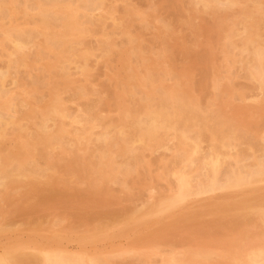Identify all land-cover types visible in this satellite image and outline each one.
Instances as JSON below:
<instances>
[{
	"label": "rangeland",
	"instance_id": "obj_1",
	"mask_svg": "<svg viewBox=\"0 0 264 264\" xmlns=\"http://www.w3.org/2000/svg\"><path fill=\"white\" fill-rule=\"evenodd\" d=\"M4 1L6 3H4L2 0V2L4 3V4H2V9H4L3 12H6V13L1 15L2 17H0V34H1V36H0V72L5 73V75L1 79L0 85L2 86V88H1L2 91H3V89L5 91L8 90L7 92L3 91L4 93L7 94L6 99H8L9 104H10V107H9L7 114H6L7 117H5V118H8V116L9 117L11 116L10 118L6 119L7 121H9L11 126L9 123L7 125H4L3 127H2L3 124L0 125V129L3 128L0 130V135H1L0 136L1 137L0 138V152H2V153L5 152V155H6V158L2 159L3 161L0 160V175L4 174L5 176L8 177L7 178L4 176L3 177L0 176V237H1L0 238V260L5 261V263H3V264H26V263L27 264H38V261H39V264H51L48 259H50L54 256H58L63 261L62 264H133V263L134 264H216V263L217 264H234V263L239 264L240 260L243 257H247V256L250 257L252 255H255L256 250L264 247V241H263L264 240V238H263L264 237V205H263L264 200H259L258 202L255 203L256 205L253 204V206L250 209L249 208L248 209L240 208V209H234V211L231 209H229L230 211H228V209L220 210L218 214L209 215L207 217L205 216L206 218H202V216H201V210L202 209L199 206L202 201H210V200L218 199L220 197H223V195L227 194L228 192H234L236 190H256V189H262V188L264 190V120H263L264 119V27H263L264 19H262V18H264V9H262V7L264 8V0L260 1V5L262 6L261 7L262 13H256V6L253 3H251L249 0L248 1L247 0H242V1L236 0L239 3V4L237 3L238 4L237 8L230 9V10H235L234 13L230 10H227V11H222L220 9L217 10L219 5H217L215 3H210V4L205 3V2L200 1V0H190V2H189V0H187V2H186V0H180L181 2L178 0H174V1L173 0H160V1L159 0H145L146 3L144 2V0H119V1L118 0H103L102 8H100L101 10L98 9L96 11L94 10V11H88V12L84 10L85 5H80L82 3H87V0H74L77 2H74L73 0H70V1L69 0L68 1L67 0H64V1H61V0H53L52 1L51 0L50 3H48L49 0H47V1L37 0V2H36V0H32V1L31 0H15V1L14 0H12V1L11 0H4ZM8 1L9 2L11 1V2L9 3ZM114 1H115V3H114ZM175 1H177V2H175ZM243 1H245L246 3ZM141 2L144 4H148V5H144V4L142 5ZM42 3H44V4H42ZM113 3H114V5H113ZM42 5H43V7L45 5V7L43 8ZM109 5H112V6H109ZM167 5H168V7H167ZM80 6H82V7H80ZM127 6H128V8H127ZM10 7L12 8V11H11ZM63 7H65V8H63ZM106 7H108V8H106ZM144 7L147 10H145ZM215 7H216V9H215ZM241 7H243V8H241ZM15 8H16L17 12L15 11ZM66 8H67V10H65ZM69 8L71 10H69ZM77 8H82V10H84L85 13L84 12L80 13L82 11L81 9L76 11ZM112 8H113V10H112ZM106 9H107V11H105ZM179 9H181V10H179ZM210 9L215 10L216 13L213 10L210 11ZM34 11H36V12H34ZM44 11L45 12L47 11L50 14L51 18L53 17L52 19L55 18L53 20V21H55V23H53L54 25L53 24L43 25L41 23L39 16ZM97 11H99V12H97ZM102 11H104V12H102ZM143 11H144V13H143ZM206 11H208V12H206ZM20 12H21V14H17ZM116 12H117V14H116ZM227 12L229 13L230 16L227 15ZM92 13H93V15H92ZM96 13H98V14H96ZM103 13H104V15H102ZM134 13H135V16L133 15ZM200 13H201V16H200ZM209 13H211L212 16ZM217 13H218V15L222 14L221 16L219 15V17H221V19L220 18L216 19L218 17ZM223 13H225V14H223ZM7 14H10V15H7ZM75 14H78V15L75 16ZM108 14H110V15H108ZM124 14H125V16H123ZM145 14H147V16ZM260 14L262 16H260ZM81 15L83 17H81ZM106 15H108V16L106 17ZM149 15H152V16L150 17ZM164 15L167 17H165ZM183 15H186V16L183 17ZM192 15H193V17H192ZM254 15H255V17H254ZM3 16H5L6 18ZM109 16H111V17H109ZM174 16L176 17V19ZM202 16H203V18H202ZM258 16H259V18H258ZM121 17H122V19H121ZM131 17H133V18L131 19ZM134 17H135V19H134ZM172 17H174V18H172ZM260 17H262L261 18L262 20L260 19ZM14 18H17V19H14ZM61 18H64V19H61ZM137 18H138V20H137ZM199 18H201V19H199ZM243 18H245V19H243ZM9 19H10V21H9ZM79 19H80V22H79ZM124 19H126V20H124ZM144 19H146V20H144ZM159 19H161V23L158 21ZM165 19H166V22H164V23H166L167 25L163 26L164 23L162 21H164ZM211 19H213V20H211ZM1 20H3V21H1ZM86 20H88L87 21L88 23L85 22ZM105 20L108 22V24ZM218 20L221 23L217 22ZM238 20L241 22H239ZM150 21H152L151 24H150ZM185 21L187 24L185 23ZM213 21L215 22L214 24L216 26L212 23ZM123 22L124 23L127 22V23L124 24ZM133 22H135V23H133ZM209 22H211V23H209ZM259 23L261 25H258ZM15 24H17V26ZM32 24H33V26H32ZM56 24H57V26H56ZM85 24H87V25L89 24V25L84 26ZM100 24H102V25H100ZM171 24H173L174 26ZM75 25L77 27L80 26L81 28H79V27L77 28ZM121 25H123L122 27H124L126 29L122 28ZM144 25H146V29H145ZM54 26H56V27H54ZM114 26H116V27H114ZM127 26H129V27L127 28ZM140 26H141V28H140ZM151 26H152V28H150ZM157 26H158V28H157ZM166 26L168 29L166 28ZM172 26H173V28H172ZM212 26L216 27V28H212ZM3 27H5V28H3ZM75 27L77 28L78 31L74 30V29H76ZM82 27H83V29H82ZM161 27H163V28H161ZM180 27H182V28H180ZM261 27H263V28H261ZM46 28H48V29L46 30ZM121 28L124 32L121 30ZM142 28L144 29V31ZM206 28H207V30H206ZM235 28H237L239 30H237ZM260 28L262 31L259 30ZM19 29H21V31H24V32H30V33L32 32V37L27 40L26 46L24 47V48H26V51H24L25 50L24 48L21 51L16 50L14 48V44L12 43V41L14 40L12 37V35H13L12 33L14 30H19ZM39 29H40V31H39ZM94 30H95V33H94ZM150 30H152V31H150ZM159 31H160V33H158ZM163 31H165V32H163ZM169 31H170V33H169ZM232 31H234L236 33V36H235V39H236V48L235 49H236V51L235 50L232 51V54H231V50L226 48L225 42H227V40H226L228 38L227 36H229L232 33ZM257 31H259V32H257ZM132 32H133V34H132ZM167 32H168V34H167ZM219 32H221V33H219ZM222 32H224L223 35H222ZM38 33H39V35H38ZM130 33L132 36H129ZM172 33H174V35H172ZM256 33H258V34H256ZM61 34H64V35L70 34L69 36H71V34H73L72 37H74V38H72V40H68L65 43H61L60 45H58L59 47L58 46H52L50 44L49 40L53 37V35L59 36ZM214 34H216V35H214ZM77 35L79 37H77ZM95 35L97 38L95 37ZM135 35L136 36L138 35L137 36L138 38H136ZM210 35H213V36H210ZM224 35L226 36V38ZM100 36H101V38H100ZM176 37H177V39H176ZM222 37L225 39H223ZM171 38H172V40H171ZM70 39H71V37H70ZM73 39H74V42H76V43L73 42ZM136 39H139V40H136ZM10 40H12V41H10ZM80 40H82V41H80ZM87 40H88V42H87ZM38 41H40V42H38ZM83 41H84V43H82ZM137 41L139 43H137ZM220 41H221V44H220ZM89 42H90V44H89ZM94 42H96V43H94ZM159 42H161V44ZM199 42H200V44H199ZM111 43H113V44H111ZM128 43H129V45H128ZM130 43H131V46H130ZM172 43H173V45H172ZM182 43H184V44H182ZM101 44H103V45H101ZM152 44L154 46H152ZM167 44H169V45H167ZM178 44H179V46H178ZM8 45L11 46L10 49H9ZM79 45L82 48H80ZM138 45H140V46H138ZM158 45H159V47H158ZM217 45H218V47H216ZM244 45L249 46V49L251 51L249 49H247L246 51H243V53L238 55L239 56V58H238V56H237L238 52L237 51H241V49L243 48ZM2 46L4 48H2ZM162 46H163V49L161 48ZM210 46H212V47H210ZM220 46H222V47L220 48ZM127 47L128 48L131 47V48L128 49ZM52 48H53L54 52H53ZM96 48H97V50H96ZM141 48H143V49H141ZM12 49H13V51H12ZM35 49H37V50H35ZM80 49H82V50H80ZM134 49H135V52H134ZM63 50H64V52H63ZM72 50H74V51H72ZM148 50H150L151 52ZM22 51H24V52H22ZM95 51H97V52H95ZM123 51H126V52H123ZM203 51L207 54H205ZM15 52L17 54H19V56L16 55ZM20 52H22V53H20ZM25 52H28V53H25ZM90 52H91V54H90ZM147 52H150V53H147ZM171 52L172 53L174 52L173 55ZM188 52H191V53H188ZM5 53H7V54H5ZM70 53H72L73 55ZM117 53H118V57H117ZM168 53H170V54H168ZM211 53H213V54L211 55ZM25 54L27 57H25ZM68 54H70V55H68ZM92 54H94V55H92ZM120 54H122L121 56L124 55L126 57H124V56L121 57ZM159 54H160L161 58L163 56L165 58L160 59V56L156 57ZM165 54H168L169 56L165 55ZM195 54H198V55H195ZM219 54H221V55L219 56ZM8 55H10V56H8ZM29 55H31V56H29ZM187 55H188V57H187ZM190 55H192V56H190ZM205 55H206V58H204ZM235 55H236V57H235ZM15 56L17 59L15 58ZM92 56L93 57L99 56L98 58H100V59L95 58V57H94L95 58L94 59ZM105 56H106V58H104ZM119 56L123 60H121L119 58ZM147 56H148V58H147ZM197 56H199V57H197ZM224 56H225V58H224ZM200 57H201L203 62H201ZM30 58H31V60H30ZM115 58H118L119 61H118V59L115 60ZM156 58H158V59H156ZM197 58H199L200 60H198ZM9 59H10V61H9ZM187 59H189V60H187ZM204 59H206V60H204ZM157 60H158V62H157ZM252 60H253V62H252ZM78 61H80V62H78ZM81 61L83 63V66H82ZM89 61H91V63ZM116 61H117V64H116ZM120 61H125V62H120ZM160 61H161V63H159ZM212 61H213V63H212ZM107 62H108V64H107ZM119 62H120V64H119ZM149 62H151L152 64ZM206 62H208L207 65H206ZM11 63H12V65H9ZM31 63H33V64H31ZM103 63H104V65H103ZM121 63L123 64L122 67H121ZM236 63L238 64V66H236ZM113 64H115V65H113ZM168 64H170V65H168ZM199 64H200V66L201 65L202 66L200 67ZM118 65H120V66H118ZM187 65H189V66H187ZM32 66L34 68H32ZM180 66H182V67H180ZM183 66H185V67H183ZM21 67H22V70H21ZM70 67H71V69H70ZM120 67H121V70H119ZM159 67H161V68H159ZM246 67H248V68L246 69ZM11 68H12V70H11ZM23 68H25V69H23ZM106 68L108 71L106 70ZM169 68H171V69L173 68L175 70L172 69L173 70V72H172V70ZM181 68H184V69H181ZM187 69H189V70H187ZM198 69H199V71H198ZM237 69H239V70H237ZM57 71H58V73H57ZM177 71H178V73H177ZM193 71H194V73H193ZM112 72H114V73H112ZM12 73H14L15 77L13 76ZM125 73H126V75H125ZM219 73L222 75H220ZM236 73L239 77L236 75ZM36 74L37 75L40 74L39 76H42L44 80L42 79V77H39V76L36 77L37 76ZM94 74L95 75L97 74V75L95 76ZM108 74H110V75H108ZM54 75H55V77H53ZM113 75H115V76L113 77ZM128 75H130V76H128ZM208 75H211V76H208ZM232 75H233V77H232ZM81 76H84V77H82V79H81V78H79ZM107 76H109V77H107ZM18 77H20V78H18ZM218 78H220V79H218ZM57 79H59L60 81H58ZM89 80H92V81H89ZM154 80H155V82H154ZM245 80L247 82H245ZM35 82H37V83L35 84ZM8 83H10V84H8ZM84 83H86V84H84ZM91 83H92V85H90ZM95 83H97V84L95 85ZM114 84H116V85L114 86ZM218 84H219V86H218ZM31 85H33V86H31ZM39 85H41V87ZM77 85L78 86L82 85L81 87L83 88V91H84L86 96L71 97L70 94H72L71 92L73 91L72 87L77 86ZM62 86L64 88H62ZM137 86L138 87L142 86V88H140V87L138 88ZM113 87L115 89H113ZM54 88H56V89H54ZM108 88H109V90H108ZM129 88H131L130 89L131 91L129 90ZM202 88H203V90H202ZM23 89H24V91H23ZM95 89H97L98 91H96ZM156 89H158V90H156ZM27 90H31V91L33 90V92L30 91L31 92L30 93ZM56 90L58 92H56ZM124 90H125V93H124ZM127 90H128V92H127ZM132 90H134L133 92H135V93H133ZM150 90H151V92H150ZM138 91H140V92H138ZM23 92H25V93H23ZM193 92H195V93L193 94ZM250 92H251V95H250ZM10 93L14 96L10 95ZM146 93H147V95H146ZM95 94H97L96 98L94 97ZM108 94H109V99H108V97H106V96H108ZM111 94L113 97L110 96ZM135 94L137 97L135 96ZM137 94L141 97H138ZM87 95H89V96H87ZM90 95L92 97H90ZM114 95H116V96H114ZM257 95H258V97H257ZM25 96H26V98L23 99L22 97H25ZM99 96H100V98H99ZM251 96H252V98H251ZM66 98H69L70 100L68 99V101H67ZM89 98H91V99H89ZM94 98L96 100L99 99V101L95 100L96 103L93 102L91 104V102H92L91 100ZM128 98H129V100H128ZM44 99H46V100H44ZM88 99L90 102L88 101ZM124 99H125V101H124ZM144 99H145V101H141ZM62 100L64 101V103ZM18 101H22L23 106L21 105V102L19 103ZM30 101H31V103H30ZM72 101H76V102L71 103ZM106 101H108L109 103ZM120 101H122V102H120ZM46 102H48V103H46ZM87 102H89V103L85 104ZM141 102L143 104H141ZM12 103H14V106H12ZM77 103L79 105L81 104L82 106L77 105ZM99 103H101V104H99ZM125 103H127V104H125ZM144 103L146 105H144ZM94 104H95V106H94ZM170 104L174 105V108L176 109V113H175L176 123L174 125L175 128H174V126L167 127L166 129L159 131L156 135H153V136L148 137V138H147L146 132L144 130L139 131L134 136L129 132V130L126 129L127 125L129 123L135 122L136 120L138 121L139 119H141L146 114V112L148 110L162 113L165 111V108L168 109V105H170ZM26 105H28V106H26ZM99 105H101V106H99ZM116 105H120V107L119 106L116 107ZM76 106L78 107V109ZM102 106H104L105 109ZM131 106H132V108H130ZM137 106H139V107H137ZM19 107L22 110V112H20V109H18ZM50 107L52 110L49 109ZM79 107H82V108H79ZM41 108H42V110H41ZM101 108H103V109L101 110ZM115 108H117V110ZM72 109H74V110H72ZM82 109H85V110L81 111ZM95 109H96V111H95ZM237 109L238 110L240 109V111H238ZM44 110H45V112L42 113V111H44ZM76 110H78V111H76ZM87 110H89V111H87ZM130 110H131V112H129ZM17 111L20 113H18ZM25 111H27V112L24 113ZM84 111H87V114H89L88 115L89 120H92V121H89L88 123L94 122V124H96V125L93 124V126H92V124H88V123H81V124L77 123L78 115H80L81 113H84ZM88 112H90V113H88ZM118 112H119V114H118ZM186 112L189 114H187ZM12 113H14V114H12ZM69 113L72 115H70ZM114 113H117V114H114ZM129 113H130V116L128 115ZM138 113H139V115H138ZM10 114H12V115H10ZM94 114L97 118L94 116ZM13 115H15V116H13ZM22 115H24L25 118L29 119L31 122H29V120L23 119L24 116H22ZM102 115H103V118L105 120L101 119ZM21 117H22V119L20 120ZM54 117H57V118H54ZM17 118H19V119H17ZM58 118L60 119L58 122L60 125L57 123ZM188 118H190V119H188ZM10 119H11V121H10ZM100 119H101V121H100ZM134 119H135V121H134ZM207 119L209 121H207ZM45 120H46V122H44V123H46V124L42 123ZM47 120H51V121H47ZM64 120H65V122H64ZM113 120H115V121H113ZM120 120H121V122H120ZM66 121H67L68 125H67ZM107 121H109L111 124H109V122H107ZM128 121H129V123H128ZM63 122L66 124H64ZM74 122H75V124L76 123L79 124V126L83 127L85 130L83 128L81 130L79 126H75ZM40 123L44 124V125H41ZM61 123H63V125H61ZM117 123L118 124L120 123V124L118 125ZM54 125H55V127H54ZM112 125H114L115 128ZM16 126H19L20 128L16 127ZM21 126L23 128H21ZM89 126H91V127H89ZM40 127H42V128H40ZM44 127H45V131L42 132ZM27 128H30V129H27ZM98 128H99V132H98ZM8 129H10V130H8ZM14 129H16V130H14ZM104 129H105V131H104ZM80 130L83 132L81 133ZM202 130H204V131H202ZM95 131H97V132H95ZM121 131H122V133H121ZM77 132H79L80 134ZM87 132H89V133H87ZM128 132L130 134H127ZM16 133L17 134L19 133V135H17ZM23 133L25 136L26 135L27 136L25 137L23 135ZM67 133H71L70 134L71 136L69 134L66 135ZM98 133H100V134H98ZM172 133H173V135H172ZM45 134L47 137L45 136ZM83 134L86 136L84 137ZM102 134H105L107 140L109 141V144L107 146H103L101 143H99V141L94 140V138L97 139ZM112 134H113V136H112ZM54 135H55V137H54ZM22 136H24L25 139ZM63 136L66 137L67 139L65 140V138ZM79 136H81V137H79ZM156 136H158V137H156ZM12 137H13V139H11ZM40 137H42V139ZM5 138H6V140H5ZM63 138H64V140H61ZM125 138H126V140H125ZM256 138H257V140L255 141ZM49 139H51V141ZM68 139H69V141H68ZM72 139H74V140L77 139V141L76 140L74 141ZM2 140H4V141L1 142ZM31 140H33V141L36 140L38 142L36 143V141L33 142ZM54 140L56 142H54ZM172 140L173 141L175 140L174 141L175 143H173ZM46 141H48V142H46ZM63 141H66V142H63ZM67 142H69V143H67ZM77 142H79L80 144H78ZM94 142H96L97 144ZM143 142H145V143H143ZM44 143H45V145H44ZM61 143L62 144L65 143V144L61 145ZM88 143H90V144H88ZM239 144H240V147H239ZM75 145L76 146L79 145V147L77 148ZM92 145H94L95 148ZM134 146H136V147L134 148ZM190 146H192V147L190 148ZM217 146H220V147H217ZM249 146H252V147H249ZM3 147H5V148H3ZM10 147H12V148H10ZM173 147H174V149H173ZM214 147H216V148H214ZM6 148H8V149H6ZM66 148L70 152H67ZM68 148L69 149L72 148L73 150H69ZM100 148H103V149H100ZM198 148H199V150H198ZM201 148H202V150H201ZM213 148L216 150L214 151ZM227 148H229V149H227ZM240 148H242V149H240ZM5 149L8 152H6ZM20 149H21V151L22 150H24V151H22V153H21ZM28 149H30V150H28ZM107 149H109L110 151ZM50 150H52V151H50ZM218 150H220V151H218ZM18 151L20 152V154ZM26 151L29 154L30 153H32V154H30V155L28 153L26 154ZM71 151H75V152L71 153ZM104 151H105V154H104ZM108 151L110 152L111 155L109 154ZM238 151L240 154L237 153ZM97 152H99V153H97ZM102 152H103V156H101ZM211 152H213L214 155ZM69 153L71 154V156ZM118 153H120V154H118ZM175 153L177 154V156H174V155H176ZM233 153H235V154H233ZM7 154H9V156ZM207 154H209V155H207ZM224 154L226 155L227 158L225 157ZM228 154H230V155H228ZM236 154H238V155H236ZM19 155H21V156L18 158L17 156H19ZM66 155H69V156H66ZM86 155L88 156V158ZM95 155H97V157ZM172 155L174 156V158ZM212 155H213V157H212ZM37 156H39V157H37ZM109 156L111 157L110 160H109V158H110ZM207 156H209V157H207ZM64 157L65 158L68 157V158H66V160H65ZM94 157L97 159L95 160ZM107 157H109V158H107ZM31 158H32V160H38V162L37 161H31ZM131 158H133L132 159L133 162L130 163L129 161H131L130 160ZM192 158L194 159L193 161H192ZM195 158H196V160H195ZM202 158H203V160H202ZM218 158H219V160H218ZM75 159H79L80 162H82L83 164L80 163L81 164L80 165L78 161L77 162L75 161ZM99 159H100V161H98ZM9 160H10V162H8ZM23 160H25V161H23ZM60 160H63V161H60ZM67 160H70V161H67ZM72 160H73V162H76V163L74 164L72 162ZM136 160H138V161H136ZM179 160L181 162L183 161L182 164L180 163ZM14 161L17 163H15ZM96 161H98V163H96ZM103 161H104V163H103ZM194 161H195V163H194ZM27 162H28L29 167L24 168L27 166V164H25ZM94 162H95V164H94ZM135 162H136V164H139V165L136 166ZM137 162H139V163H137ZM176 163H178V164H176ZM199 163H200V165L197 166V164H199ZM213 163H216L215 167L213 166ZM24 164H25V166H23ZM42 164H44V165H42ZM58 164H60V165H58ZM76 164L78 165V167L76 166ZM119 164H121V165H119ZM125 164H126V166H125ZM127 164L129 165V168H128ZM131 164H133V165L131 166ZM173 164H176L177 167ZM11 165H12V168L10 167ZM18 165H21L22 167L20 168V166H18ZM66 165L67 166L69 165V167H66ZM82 165H83V167H82ZM41 166L43 167V169H45V168H48V169L43 170V169H41ZM48 166H51V167H48ZM90 166L92 168L88 169L87 167H90ZM106 166L109 167V172L107 171L108 167H106ZM8 167H10V168H8ZM59 167H60V170H59ZM70 167H71V169H68ZM80 167H82V168H80ZM191 167H193V168L191 169ZM198 167L201 169H199ZM37 168L41 169V170H38ZM50 168H52V169L50 170ZM77 168H80V169H77ZM113 168H114V170L112 171ZM182 168H183V170H182ZM188 168H189V170H188ZM32 169H34V170H32ZM64 169H66V171L68 170L70 173L68 171L66 173H63V172H65ZM82 169H84V171H82ZM119 169L121 172H119ZM137 169H139V170H137ZM194 169H195V171H194ZM14 170H16V172ZM57 170L61 171V172L57 173ZM76 170H79V171H76ZM122 170L123 171L125 170V171L123 172ZM40 171H41V173H40ZM92 171H94V172H92ZM192 171H194V172L191 173ZM203 171L205 172V174H203L204 173ZM2 172H3V174H2ZM18 172L22 173L23 175L18 174ZM30 172L32 173V175L34 173H37V174H34L32 177ZM81 172H83L82 173L83 175L81 174ZM85 172H86V174H85ZM185 172L186 173L189 172V174L188 173L186 174ZM200 172L201 173L203 172L202 173L203 175L200 174ZM15 173L18 176L15 175ZM72 173H74V174H72ZM130 173H131V175H130ZM27 174H29V176ZM41 174H43L44 176H42ZM84 174L86 176H84ZM122 174H124V175H122ZM9 175H10V177H9ZM80 175H82V176H80ZM191 175L195 176V177H193L194 180L192 179ZM79 177L81 178V180H80L81 182L78 179H76ZM82 177H84V178H82ZM86 177H88V180L86 179L87 182L85 181ZM35 179H36V181H35ZM64 179H65V181H63ZM53 180H54V182H53ZM26 181H28L29 183ZM1 182L3 184H1ZM82 182L84 184H82ZM120 182H121V184H120ZM30 183L32 184L33 187L31 186ZM52 183H54V184H52ZM92 183H93V185H92ZM97 183H99L100 185ZM101 183H103L104 186L103 185L101 186ZM5 184H6V186H5ZM58 184H59V186H58ZM18 185H20L21 187ZM34 185L36 187L39 185L38 188L39 187H42V188L38 189V188L34 187ZM98 185H99V187H98ZM27 186H29V187L27 188ZM54 186H55V188H54ZM69 187H71L70 190H68ZM125 187H127V188H125ZM7 188H9V189H7ZM49 188H51V189H49ZM110 188H111V190H109ZM36 189L38 191H36ZM56 189H58V190H56ZM60 189L61 190L64 189L65 192L61 191ZM77 189H79V190H77ZM33 190H35V191H33ZM101 190H102V192H100ZM103 190H105V191H103ZM24 191H26V192H24ZM55 191H57V192H55ZM36 192L38 195H36V194H34L35 196L32 195L33 193H36ZM46 192H51L50 193L51 197ZM53 193L54 194L58 193V194H56L57 196L56 195L54 196ZM77 194H80V195H77ZM86 194H88L89 196ZM104 194H106V195H104ZM64 195H67V196H64ZM101 195H102V198H100ZM77 196H78V198H77ZM90 196H91V198H90ZM4 197L5 198L7 197V198L5 199ZM16 197H18V198H16ZM44 197H47L46 200ZM48 197L50 199H48ZM57 197L59 200H57ZM24 198H26L27 200H24ZM43 198L45 200V202H44L45 206L43 205V202H42V201H44ZM65 198H66V202H64ZM54 199L56 201H54ZM207 199H209V200H207ZM36 201L41 202V204L37 203ZM112 201L115 203L113 204ZM96 202L97 203L99 202V203L97 204ZM105 202H106V204H105ZM108 202H109V204H108ZM191 202L193 203V205L191 204ZM261 202H262V204H261ZM46 203L49 206H47ZM19 204H21V205L23 204V205L20 206ZM35 204H37L39 206H37ZM104 204L109 205V206H105L106 207L105 208V207H103ZM16 205H19V206H16ZM111 205L113 207H110ZM191 205H192V207H191ZM259 205L260 206L262 205V206L260 207ZM13 206H15V207H13ZM29 206L32 209L38 207L37 211H35V209L32 211L31 209H29ZM46 206L50 207V208H46ZM1 207H2V209H1ZM101 207H103V209ZM108 207H109L110 214L107 210ZM184 207L186 209H183ZM22 208H24V209H22ZM39 208L45 209V210L42 209L44 212L41 210H38ZM110 208H113V209H110ZM116 208H117V210H116ZM118 208H120V212H119ZM125 208L129 211H127ZM49 209H51V210H49ZM96 209H98V210L96 211ZM105 210H107V211H105ZM111 210H112V212H111ZM178 210H179V212H178ZM52 211L54 212L53 214H52ZM47 212L49 215L47 214ZM76 212H77V214H76ZM177 213H179V214H177ZM51 214H52V216H51ZM91 214H93V215L91 216ZM56 216L57 217L59 216V217L57 218ZM168 216H169V218H168ZM191 216H192V218H191ZM75 217H76V219H75ZM80 217H84V218H80ZM187 217H189V218H187ZM237 217H238V221H237ZM53 218H54V220H52ZM213 218H216V219H213ZM240 218H242V219H240ZM251 218H253V219H251ZM36 219H37V221H36ZM101 219H103V220H101ZM193 219H194V221H193ZM33 220H35V221H33ZM74 220H76V221H74ZM87 220H88V222L89 221L90 222L88 223ZM213 220H214V222H213ZM243 220H245L246 222L245 221L243 222ZM59 221H60L61 225L59 224ZM202 221H203V223H201ZM97 222H99V223L97 224ZM186 222H188V223H186ZM237 222H238V224H236ZM239 222H240V224H239ZM241 223H243V224H241ZM82 224H84V225H82ZM246 224H247V227H246ZM250 224H252V225H250ZM10 225H11V227H10ZM215 225H216V227H215ZM223 225H226V227ZM39 226H41V227L38 228ZM235 226H238V227L240 226V227L238 228ZM255 226L259 230H257V228ZM215 228H218L217 229L218 231ZM254 228L256 229V231H254L255 230ZM173 229H175V230H173ZM192 229H194V230H192ZM212 229H213V231H212ZM200 230H202V231H200ZM233 230L235 231V233L233 232ZM215 232H217V233H215ZM246 232H248V233H246ZM251 232H253V234H251ZM257 232H260L259 235H257L258 234ZM236 233H238V235ZM38 234H40V235H38ZM187 234H189V235L191 234V235L189 236ZM216 234H218L219 236L218 235L216 236ZM230 234H231V236H230ZM203 235H204V237H202ZM207 235H208V237H207ZM252 235L255 237H253ZM8 236H10V237H8ZM197 236H198V238H197ZM55 237H57V238H55ZM231 237H232V239L228 240V238H231ZM194 238H196V239H194ZM234 238L238 242H236L234 240ZM239 238H240V241H239ZM257 238H258V240H257ZM167 239H168V241H166ZM160 240L162 241V243ZM173 240H176V242ZM194 240H196V241H194ZM208 240H210V241H208ZM255 240H257L258 242ZM197 241H200V242H197ZM233 241H235L237 244ZM245 241H246V243H245ZM253 241H255V242H253ZM205 242H207L206 245H204ZM249 242H252L251 247H249L250 246ZM261 242H263V243L261 244ZM188 243L189 244L191 243V244L189 245ZM216 243H218V245ZM233 243H234V245H233ZM239 243H241V244H239ZM215 244L217 246L216 248H215ZM242 244H243V246H242ZM259 244L261 247L258 246ZM228 245H229V247H228ZM191 246H193L194 249ZM238 246H240V247H238ZM252 246H253V248H252ZM231 248H233V251H231L232 250ZM240 248L241 249L244 248L243 249L244 252H241L242 250L239 251ZM254 248H255V250H253ZM221 249H223V250H221ZM214 250H216V251H214ZM218 250H220V251L218 252ZM246 250H248V251H246ZM228 252H229V254L225 255V253H228ZM56 253H58V254H56ZM69 253L71 255H69ZM221 253H222V255H221ZM234 254H235V256L236 255L237 256L235 257ZM16 255H17V257H16ZM169 255H170V257H169ZM219 256H220V258L222 257L221 258L222 260H220ZM223 258L226 260H224ZM229 258H230L231 262H230V260L228 261ZM238 259H239V261H238ZM31 260H33V261H31ZM226 261H227V263H226ZM35 262H37V263H35ZM129 262H131V263H129Z\"/></svg>",
	"mask_w": 264,
	"mask_h": 264
},
{
	"label": "bare ground",
	"instance_id": "obj_2",
	"mask_svg": "<svg viewBox=\"0 0 264 264\" xmlns=\"http://www.w3.org/2000/svg\"><path fill=\"white\" fill-rule=\"evenodd\" d=\"M12 1V0H11ZM10 1V2H11ZM15 1V0H14ZM32 1V0H31ZM45 1H47V0H45ZM50 1L51 0H49V2L48 3H50ZM53 1V0H52ZM61 1H64V0H61ZM68 1V0H67ZM70 1V0H69ZM74 1V0H73ZM119 1V0H118ZM160 1V0H159ZM174 1V0H173ZM178 1H180V0H178ZM200 1H203V2H205V3H215V4H217V5H219V7L217 8V10L218 9H220V10H222V11H227V10H230V9H234V8H237V5L239 4L236 0H200ZM242 1V0H241ZM248 1V0H247ZM251 3H253L255 6H256V13H262L261 11H262V9H264L261 5H260V1L261 0H249ZM3 2L4 3H6L4 0H3ZM2 2V0H0V17H2L1 15H3L4 13H6V12H3V10L4 9H2V4H4ZM9 2V1H8ZM9 2V3H10ZM36 2H37V0H36ZM74 2H77V1H74ZM82 2V1H81ZM107 2V1H106ZM105 2V3H106ZM112 2V1H111ZM144 2L146 3V1L144 0ZM151 2V1H150ZM153 2V1H152ZM175 2H177V1H175ZM181 2V1H180ZM185 2V1H184ZM186 2H187V0H186ZM189 2H190V0H189ZM199 2V1H198ZM240 2V1H239ZM243 2H245V1H243ZM79 3V2H78ZM114 3H115V1H114ZM114 3H113V5H114ZM124 3V2H123ZM142 3V2H141ZM166 3V2H165ZM238 3V4H237ZM246 3V2H245ZM263 3V2H262ZM35 4V3H34ZM42 4H44V3H42ZM119 4V3H118ZM144 3H142V5H143ZM10 5V4H9ZM69 5V4H68ZM71 5V4H70ZM79 5V4H78ZM80 5H85L84 6V10L85 11H96V10H98V9H100V8H102V5H103V0H87V3H82V4H80ZM123 5V4H122ZM144 5H148V4H144ZM150 5V4H149ZM27 6V5H26ZM65 6V5H64ZM109 6H112V5H109ZM125 6V5H124ZM154 6V5H153ZM165 6V5H164ZM191 6V5H190ZM240 6V5H239ZM9 7V6H8ZM42 7H43V5H42ZM41 7V8H42ZM44 7H45V5H44ZM43 7V8H44ZM69 7V6H68ZM72 7V6H71ZM80 7H82V6H80ZM105 7V6H104ZM134 7V6H133ZM146 7V6H145ZM144 7V8H145ZM167 7H168V5H167ZM176 7V6H175ZM261 7H262V9H261ZM11 8V7H10ZM26 8V7H25ZM32 8V7H31ZM56 8V7H55ZM63 8H65V7H63ZM106 8H108V7H106ZM127 8H128V6H127ZM131 8V7H130ZM161 8V7H160ZM164 8V7H163ZM170 8V7H169ZM239 8V7H238ZM241 8H243V7H241ZM27 9V8H26ZM79 9H81L82 10V8H77V10L76 11H78ZM105 9V8H104ZM119 9V8H118ZM155 9V8H154ZM177 9V8H176ZM215 9H216V7H215ZM43 10V9H42ZM64 10V9H63ZM65 10H67V8L65 9ZM69 10H71L70 8H69ZM84 10H82L80 13H83L84 12ZM101 10V9H100ZM99 10V11H100ZM110 10V9H109ZM112 10H113V8H112ZM120 10V9H119ZM133 10V9H132ZM144 10V9H143ZM145 10H147L146 8H145ZM144 10V11H145ZM150 10V9H149ZM172 10V9H171ZM178 10V9H177ZM179 10H181V9H179ZM202 10V9H201ZM200 10V11H201ZM211 10H213V9H210V11ZM238 10V9H237ZM11 11H12V8H11ZM10 11V12H11ZM15 11L17 12V10H16V8H15ZM22 11V10H21ZM29 11V10H28ZM37 11V10H36ZM36 11H34V12H36ZM39 11V10H38ZM99 11H97V12H99ZM105 11H107V9L105 10ZM142 11V10H141ZM144 11H143V13H144ZM155 11V10H154ZM203 11V10H202ZM209 11V10H208ZM208 11H206V12H208ZM213 11H215V10H213ZM230 11H232L233 13L235 12V10H230ZM229 11V12H230ZM70 12V11H69ZM102 12H104V11H102ZM109 12V11H108ZM111 12V11H110ZM118 12V11H117ZM117 12H116V14H117ZM129 12V11H128ZM140 12V11H139ZM146 12V11H145ZM186 12V11H185ZM238 12V11H237ZM241 12V11H240ZM12 13V12H11ZM65 13V12H64ZM85 13V12H84ZM164 13V12H163ZM162 13V14H163ZM173 13V12H172ZM194 13V12H193ZM215 13H216V11H215ZM17 14H21V12L20 13H17ZM96 14H98V13H96ZM111 14V13H110ZM110 14H108V15H110ZM137 14V13H136ZM171 14V13H170ZM174 14V13H173ZM176 14V13H175ZM207 14V13H206ZM209 14H211V13H209ZM223 14H225V13H223ZM236 14V13H235ZM7 15H10V14H7ZM15 15V14H14ZM76 15H78V14H75V16ZM92 15H93V13H92ZM102 15H104V13L102 14ZM108 15H106V17L108 16ZM112 15V14H111ZM129 15V14H128ZM131 15V14H130ZM134 16H135V13L133 14ZM138 15V14H137ZM143 15V14H142ZM146 16H147V14H145ZM194 15V14H193ZM193 15H192V17H193ZM204 15V14H203ZM217 15H218V13H217ZM220 15V14H219ZM219 15H218V17L216 18V19H218V18H220L221 19V17H219ZM222 15V14H221ZM220 15V16H221ZM227 15H229V13L227 12ZM226 15V16H227ZM241 15V14H240ZM17 16V15H16ZM116 16V15H115ZM123 16H125V14L123 15ZM150 17L152 16V15H149ZM165 16V15H164ZM171 16V15H170ZM182 16V15H181ZM180 16V17H181ZM184 16H186V15H183V17ZM200 16H201V13H200ZM199 16V17H200ZM209 16V15H208ZM211 16H212V14H211ZM224 16V15H223ZM222 16V17H223ZM230 16V15H229ZM260 16H262L261 14H260ZM3 17H5V16H3ZM26 17V16H25ZM81 17H83L82 15H81ZM109 17H111V16H109ZM108 17V18H109ZM114 17V16H113ZM129 17V16H128ZM137 17V16H136ZM149 17V18H150ZM165 17H167V16H165ZM175 17V16H174ZM174 17H172V18H174ZM178 17V16H177ZM225 17V16H224ZM228 17V16H227ZM254 17H255V15H254ZM6 18V17H5ZM37 18V17H36ZM53 18V17H52ZM51 18V16H50V14L46 11H44V12H42L41 13V15L39 16V19H40V21H41V23L43 24V25H51V24H53V23H55V21H53L54 19H52ZM60 18V17H59ZM116 18V17H115ZM133 17H131V19H132ZM140 18V17H139ZM162 18V17H161ZM186 18V17H185ZM202 18H203V16H202ZM242 18V17H241ZM258 18H259V16H258ZM262 17H260V19H261ZM11 19V18H10ZM10 19H9V21H10ZM13 19V18H12ZM14 19H17V18H14ZM19 19V18H18ZM61 19H64V18H61ZM98 19V18H97ZM104 19V18H103ZM121 19H122V17H121ZM134 19H135V17H134ZM158 19V18H157ZM156 19V20H157ZM163 19V18H162ZM175 19H176V17H175ZM199 19H201V18H199ZM210 19V18H209ZM236 19V18H235ZM243 19H245V18H243ZM242 19V20H243ZM262 19H264V18H262ZM261 19V20H262ZM24 20V19H23ZM27 20V19H26ZM30 20V19H29ZM67 20V19H66ZM99 20V19H98ZM124 20H126V19H124ZM137 20H138V18H137ZM136 20V21H137ZM144 20H146V19H144ZM178 20V19H177ZM211 20H213V19H211ZM230 20V19H229ZM241 20V19H240ZM260 20V21H261ZM1 21H3V20H1ZM38 21V20H37ZM88 20H86L85 22L86 23H88L87 22ZM106 21V20H105ZM128 21V20H127ZM135 21V22H136ZM140 21V20H139ZM142 21V20H141ZM148 21V20H147ZM160 23H161V19H159L158 20ZM209 21V20H208ZM215 21V20H214ZM212 22L213 24L215 23V22ZM232 21V20H231ZM239 21V20H238ZM249 21V20H248ZM254 21V20H253ZM6 22V21H5ZM12 22V21H11ZM10 22V23H11ZM79 22H80V19H79ZM84 22V21H83ZM102 22V21H101ZM107 22V21H106ZM135 22H133V23H135ZM151 22L152 21H150V24H151ZM163 23L164 22H166V19L164 20V21H162ZM169 22V21H168ZM217 22H219V20L217 21ZM227 22V21H226ZM230 22V21H229ZM239 22H241V21H239ZM18 23V22H17ZM115 23V22H114ZM124 23V22H123ZM125 23H127V22H125ZM124 23V24H125ZM158 23V22H157ZM171 23V22H170ZM184 23V22H183ZM185 23H186V21H185ZM184 23V24H185ZM209 23H211V22H209ZM219 23H221V22H219ZM218 23V24H219ZM225 23V22H224ZM232 23V22H231ZM234 23V22H233ZM238 23V22H237ZM243 23V22H242ZM263 23V22H262ZM12 24V23H11ZM35 24V23H34ZM58 24V23H57ZM57 24H56V26H57ZM83 24V23H82ZM92 24V23H91ZM103 24V23H102ZM102 24H100V25H102ZM107 24H108V22H107ZM121 24V23H120ZM129 24V23H128ZM144 24V23H143ZM142 24V25H143ZM183 24V25H184ZM187 24V23H186ZM223 24V23H222ZM221 24V25H222ZM236 24V23H235ZM16 26H17V24H15ZM54 25V24H53ZM89 25V24H88ZM87 24H85L84 26H88ZM115 25V24H114ZM141 25V24H140ZM154 25V24H153ZM162 25V24H161ZM165 25H167L166 23H164L163 24V26H165ZM169 25V24H168ZM171 25H173V24H171ZM215 25V24H214ZM234 25V24H233ZM258 25H261L260 23L258 24ZM32 26H33V24H32ZM56 26H54V27H56ZM76 26V25H75ZM82 26V25H81ZM95 26V25H94ZM106 26V25H105ZM104 26V27H105ZM123 25H121V27H122ZM126 26V25H125ZM145 26V29H146V25H144ZM148 26V25H147ZM174 26V25H173ZM173 26H172V28H173ZM206 26V25H205ZM216 26V25H215ZM225 26V25H224ZM242 26V25H241ZM14 27V26H13ZM35 27V26H34ZM59 27V26H58ZM77 27V26H76ZM75 27V28H76ZM79 28H81L80 26H78ZM77 27V28H78ZM91 27V26H90ZM114 27H116V26H114ZM129 26H127V28H128ZM149 27V26H148ZM155 27V26H154ZM153 27V28H154ZM187 27V26H186ZM200 27V26H199ZM263 27H264V25H263ZM263 27H261V28H263ZM3 28H5V27H3ZM24 28V27H23ZM37 28V27H36ZM39 28V27H38ZM77 28L76 29H74V30H77ZM96 28V27H95ZM122 28H124V27H122ZM122 28H121V30H122ZM133 28V27H132ZM140 28H141V26H140ZM150 28H152V26L150 27ZM157 28H158V26H157ZM156 28V29H157ZM160 28V27H159ZM161 28H163V27H161ZM166 28H167V26H166ZM177 28V27H176ZM180 28H182V27H180ZM201 28V27H200ZM212 28H216V27H213L212 26ZM220 28V27H219ZM261 28L259 29V30H261ZM45 29V28H44ZM48 28H46V30H47ZM53 29V28H52ZM55 29V28H54ZM82 29H83V27H82ZM99 29V28H98ZM114 29V28H113ZM119 29V28H118ZM124 29H126V28H124ZM143 29V28H142ZM148 29V28H147ZM155 29V28H154ZM168 29V28H167ZM186 29V28H185ZM190 29V28H189ZM221 29V28H220ZM219 29V30H220ZM223 29V28H222ZM235 29H237V28H235ZM102 30V29H101ZM136 30V29H135ZM171 30V29H170ZM206 30H207V28H206ZM209 30V29H208ZM237 30H239V29H237ZM30 31V30H29ZM36 31V30H35ZM39 31H40V29H39ZM78 31V30H77ZM91 31V30H90ZM123 31V30H122ZM143 31H144V29H143ZM147 31V30H146ZM150 31H152V30H150ZM149 31V32H150ZM161 31V30H160ZM160 31L158 32V33H160ZM222 31V30H221ZM227 31V30H226ZM235 31V30H234ZM234 31H232V33L229 35V36H227L228 38L226 39L227 40V42H225L226 44H225V46H226V48H228L229 50H231V54H232V51H236V39H235V36H236V33L234 32ZM262 31V30H261ZM124 32V31H123ZM134 32V31H133ZM133 32H132V34H133ZM148 32V31H147ZM155 32V31H154ZM163 32H165V31H163ZM162 32V33H163ZM177 32V31H176ZM209 32V31H208ZM225 32V31H224ZM224 32H222V35H223V33ZM257 32H259V31H257ZM83 33V32H82ZM94 33H95V30H94ZM129 33V32H128ZM139 33V32H138ZM169 33H170V31H169ZM212 33V32H211ZM219 33H221V32H219ZM13 35H12V37H13V41L12 40H10V41H12V43L14 44V48L16 49V50H22L25 46H26V42H27V40L28 39H30L31 37H32V32L30 33V32H24V31H21V29H19V30H14L13 31V33H12ZM36 34V33H35ZM34 34V35H35ZM79 34V33H78ZM167 34H168V32H167ZM182 34V33H181ZM226 34V33H225ZM229 34V33H228ZM227 34V35H228ZM256 34H258V33H256ZM33 35V36H34ZM38 35H39V33H38ZM70 35V34H69ZM69 35H64V34H61V35H53V37L49 40V42H50V44L52 45V46H58V45H60L61 43H65V42H67L68 40H72V38H74V37H72V35L73 34H71V36H69ZM81 35V34H80ZM98 35V34H97ZM124 35V34H123ZM146 35V34H145ZM165 35V34H164ZM170 35V34H169ZM172 35H174V33H172ZM214 35H216V34H214ZM253 35V34H252ZM260 35V34H259ZM0 36H1V34H0ZM36 36V35H35ZM85 36V35H84ZM83 36V37H84ZM129 36H132L131 35V33H130V35ZM138 36V35H137ZM136 35H135V37L136 38H138ZM153 36V35H152ZM162 36V35H161ZM210 36H213V35H210ZM219 36V35H218ZM225 36V35H224ZM223 36V37H224ZM9 37V36H8ZM37 37V36H36ZM70 37H71V39H70ZM77 37H79L78 35H77ZM87 37V36H86ZM95 37H96V35H95ZM112 37V36H111ZM170 37V36H169ZM180 37V36H179ZM207 37V36H206ZM209 37V36H208ZM217 37V36H216ZM222 37V38H223ZM261 37V36H260ZM11 38V37H10ZM97 38V37H96ZM100 38H101V36H100ZM153 38V37H152ZM162 38V37H161ZM185 38V37H184ZM225 38H226V36H225ZM225 38H223V39H225ZM37 39V38H36ZM81 39V38H80ZM163 39V38H162ZM166 39V38H165ZM176 39H177V37H176ZM175 39V40H176ZM198 39V38H197ZM206 39V38H205ZM220 39V38H219ZM77 40V39H76ZM114 40V39H113ZM133 40V39H132ZM136 40H139V39H136ZM171 40H172V38H171ZM174 40V39H173ZM36 41V40H35ZM41 41V40H40ZM40 41H38V42H40ZM80 41H82V40H80ZM79 41V42H80ZM128 41V40H127ZM170 41V40H169ZM178 41V40H177ZM195 41V40H194ZM218 41V40H217ZM70 42V41H69ZM73 42H74V39H73ZM87 42H88V40H87ZM109 42V41H108ZM125 42V41H124ZM136 42V41H135ZM168 42V41H167ZM191 42V41H190ZM198 42V41H197ZM258 42V41H257ZM74 43H76V42H74ZM82 43H84V41L82 42ZM94 43H96V42H94ZM93 43V44H94ZM100 43V42H99ZM132 43V42H131ZM131 43H130V46H131ZM137 43H139L138 41H137ZM160 44H161V42H159ZM179 43V42H178ZM181 43V42H180ZM218 43V42H217ZM255 43V42H254ZM262 43V42H261ZM7 44V43H6ZM33 44V43H32ZM31 44V45H32ZM81 44V43H80ZM86 44V43H85ZM89 44H90V42H89ZM92 44V45H93ZM98 44V43H97ZM105 44V43H104ZM111 44H113V43H111ZM176 44V43H175ZM182 44H184V43H182ZM199 44H200V42H199ZM202 44V43H201ZM205 44V43H204ZM220 44H221V41H220ZM96 45V44H95ZM101 45H103V44H101ZM128 45H129V43H128ZM134 45V44H133ZM144 45V44H143ZM167 45H169V44H167ZM171 45V44H170ZM172 45H173V43H172ZM215 45V44H214ZM4 46V45H3ZM2 46V48H4ZM7 46V45H6ZM9 46V49H10V45H8ZM30 46V45H29ZM41 46V45H40ZM39 46V47H40ZM80 46V45H79ZM83 46V45H82ZM135 46V45H134ZM138 46H140V45H138ZM151 46V45H150ZM152 46H154L153 44H152ZM151 46V47H152ZM178 46H179V44H178ZM193 46V45H192ZM199 46V45H198ZM253 46V45H252ZM255 46V45H254ZM257 46V45H256ZM261 46V45H260ZM59 47V46H58ZM123 47V46H122ZM136 47V46H135ZM157 47V46H156ZM158 47H159V45H158ZM175 47V46H174ZM209 47V46H208ZM210 47H212V46H210ZM216 47H218V45L216 46ZM215 47V48H216ZM222 46H220V48H221ZM36 48V47H35ZM80 48H82L81 46H80ZM98 48V47H97ZM97 48H96V50H97ZM128 48V47H127ZM129 48H131V47H129ZM128 48V49H129ZM162 49H163V46L161 47ZM206 48V47H205ZM254 48V47H253ZM25 50L24 51H26V48H24ZM28 49V48H27ZM30 49V48H29ZM78 49V48H77ZM99 49V48H98ZM103 49V48H102ZM105 49V48H104ZM139 49V48H138ZM141 49H143V48H141ZM152 49V48H151ZM172 49V48H171ZM185 49V48H184ZM247 49H249V46H246V45H244L243 46V48L241 49V51H237L238 53H237V56L238 55H240L241 53H243V51H246ZM35 50H37V49H35ZM52 50H53V48H52ZM56 50V49H55ZM75 50V49H74ZM74 50H72V51H74ZM80 50H82V49H80ZM95 50V49H94ZM106 50V49H105ZM120 50V49H119ZM125 50V49H124ZM153 50V49H152ZM193 50V49H192ZM198 50V49H197ZM205 50V49H204ZM208 50V49H207ZM211 50V49H210ZM215 50V49H214ZM250 50V49H249ZM253 50V49H252ZM5 51V50H4ZM10 51V50H9ZM12 51H13V49H12ZM24 51H22V52H24ZM46 51V50H45ZM51 51V50H50ZM103 51V50H102ZM112 51V50H111ZM116 51V50H115ZM148 51H150V50H148ZM163 51V50H162ZM175 51V50H174ZM188 51V50H187ZM191 51V50H190ZM196 51V50H195ZM251 51V50H250ZM262 51V50H261ZM22 52H20V53H22ZM53 52H54V50H53ZM63 52H64V50H63ZM76 52V51H75ZM95 52H97V51H95ZM94 52V53H95ZM101 52V51H100ZM122 52V51H121ZM123 52H126V51H123ZM134 52H135V49H134ZM151 52V51H150ZM150 52H147V53H150ZM156 52V51H155ZM197 52V51H196ZM200 52V51H199ZM204 52V51H203ZM215 52V51H214ZM213 52V53H214ZM225 52V51H224ZM16 53V52H15ZM25 53H28V52H25ZM74 53V52H73ZM82 53V52H81ZM160 53V52H159ZM172 53V52H171ZM174 53V52H173ZM173 53H172V55H173ZM179 53V52H178ZM183 53V52H182ZM185 53V52H184ZM188 53H191V52H188ZM195 53V52H194ZM205 53V52H204ZM213 53H211V55L213 54ZM218 53V52H217ZM216 53V54H217ZM222 53V52H221ZM230 53V52H229ZM236 53V52H235ZM248 53V52H247ZM5 54H7V53H5ZM14 54V53H13ZM70 54H72V53H70ZM70 54H68V55H70ZM90 54H91V52H90ZM154 54V53H153ZM157 54V53H156ZM168 54H170V53H168ZM168 54H165V55H168ZM187 54V53H186ZM205 54H207V53H205ZM16 55H18L19 56V54H17L16 53ZM73 55V54H72ZM77 55V54H76ZM92 55H94V54H92ZM112 55V54H111ZM110 55V56H111ZM122 54H120V56H121ZM126 55V54H125ZM129 55V54H128ZM147 55V54H146ZM145 55V56H146ZM164 55V54H163ZM176 55V54H175ZM183 55V54H182ZM194 55V54H193ZM195 55H198V54H195ZM218 55V54H217ZM221 54H219V56H220ZM8 56H10V55H8ZM21 56V55H20ZM29 56H31V55H29ZM28 56V57H29ZM62 56V55H61ZM90 56V55H89ZM96 56V55H95ZM94 56V57H95ZM120 56H119V58H120ZM124 56V55H123ZM123 56H121V57H123ZM154 56V55H153ZM158 56H160V54L159 55H157L156 57H158ZM169 56V55H168ZM190 56H192V55H190ZM203 56V55H202ZM245 56V55H244ZM24 57V56H23ZM25 57H27L26 56V54H25ZM71 57V56H70ZM69 57V58H70ZM88 57V56H87ZM93 57V56H92ZM93 57V58H94ZM99 56H97V57H95V58H98ZM116 57V56H115ZM117 57H118V53H117ZM124 57H126V56H124ZM150 57V56H149ZM152 57V56H151ZM187 57H188V55H187ZM197 57H199V56H197ZM227 57V56H226ZM235 57H236V55H235ZM4 58V57H3ZM2 58V59H3ZM9 58V57H8ZM15 58H16V56H15ZM53 58V57H52ZM82 58V57H81ZM94 58V59H95ZM103 58V57H102ZM104 58H106V56L104 57ZM146 58V57H145ZM147 58H148V56H147ZM162 58H165L164 56L162 57ZM161 58V56H160V59H162ZM175 58V57H174ZM204 58H206V55H205V57ZM212 58V57H211ZM224 58H225V56H224ZM230 58V57H229ZM238 58H239V56H238ZM12 59V58H11ZM17 59V58H16ZM22 59V58H21ZM24 59V58H23ZM28 59V58H27ZM84 59V58H83ZM90 59V58H89ZM98 59H100V58H98ZM116 59H118V58H115V60ZM121 59V58H120ZM156 59H158V58H156ZM198 60H200L201 59V57H200V59L199 58H197ZM219 59V58H218ZM233 59V58H232ZM253 59V58H252ZM13 60V59H12ZM25 60V59H24ZM23 60V61H24ZM30 60H31V58H30ZM34 60V59H33ZM62 60V59H61ZM103 60V59H102ZM112 60V59H111ZM114 60V61H115ZM121 60H123V59H121ZM125 60V59H124ZM128 60V59H127ZM176 60V59H175ZM187 60H189V59H187ZM195 60V59H194ZM204 60H206V59H204ZM208 60V59H207ZM217 60V59H216ZM251 60V59H250ZM9 61H10V59H9ZM35 61V60H34ZM42 61V60H41ZM69 61V60H68ZM93 61V60H92ZM100 61V60H99ZM107 61V60H106ZM118 61H119V59H118ZM233 61V60H232ZM249 61V60H248ZM47 62V61H46ZM45 62V63H46ZM49 62V61H48ZM78 62H80V61H78ZM90 63H91V61H89ZM95 62V61H94ZM102 62V61H101ZM100 62V63H101ZM104 62V61H103ZM109 62V61H108ZM108 62H107V64H108ZM120 62H125V61H120ZM120 62H119V64H120ZM157 62H158V60H157ZM186 62V61H185ZM194 62V61H193ZM201 62H203L202 61V59H201ZM226 62V61H225ZM252 62H253V60H252ZM81 63H82V61H81ZM89 63V64H90ZM105 63V62H104ZM104 63H103V65H104ZM149 63H151V62H149ZM159 63H161V61L159 62ZM158 63V64H159ZM171 63V62H170ZM212 63H213V61H212ZM249 63V62H248ZM6 64V63H5ZM31 64H33V63H31ZM30 64V65H31ZM35 64V63H34ZM43 64V63H42ZM51 64V63H50ZM116 64H117V61H116ZM152 64V63H151ZM175 64V63H174ZM186 64V63H185ZM208 64V62H206V65ZM226 64V63H225ZM253 64V63H252ZM9 65H12V63L11 64H9ZM54 65V64H53ZM100 65V64H99ZM113 65H115V64H113ZM122 63H121V67H122ZM147 65V64H146ZM157 65V64H156ZM168 65H170V64H168ZM176 65V64H175ZM184 65V64H183ZM196 65V64H195ZM205 65V64H204ZM213 65V64H212ZM20 66V65H19ZM43 66V65H42ZM57 66V65H56ZM66 66V65H65ZM82 66H83V63H82ZM95 66V65H94ZM106 66V65H105ZM118 66H120V65H118ZM145 66V65H144ZM162 66V65H161ZM187 66H189V65H187ZM199 66H200V64H199ZM202 66V65H201ZM200 66V67H201ZM216 66V65H215ZM214 66V67H215ZM236 66H238V64L236 63ZM47 67V66H46ZM53 67V66H52ZM68 67V66H67ZM92 67V66H91ZM107 67V66H106ZM121 67H120V69L119 70H121ZM140 67V66H139ZM180 67H182V66H180ZM179 67V68H180ZM183 67H185V66H183ZM192 67V66H191ZM196 67V66H195ZM220 67V66H219ZM250 67V66H249ZM32 68H34L33 66H32ZM48 68V67H47ZM93 68V67H92ZM116 68V67H115ZM159 68H161V67H159ZM248 67H246V69H247ZM23 69H25V68H23ZM52 69V68H51ZM70 69H71V67H70ZM139 69V68H138ZM142 69V68H141ZM169 69H171V68H169ZM173 69V68H172ZM171 69V70H172ZM181 69H184V68H181ZM196 69V68H195ZM200 69V68H199ZM199 69H198V71H199ZM241 69V68H240ZM243 69V68H242ZM245 69V70H246ZM4 70V69H3ZM11 70H12V68H11ZM21 70H22V67H21ZM92 70V69H91ZM106 70H107V68H106ZM123 70V69H122ZM164 70V69H163ZM173 70H175V69H173ZM173 70H172V72H173ZM187 70H189V69H187ZM206 70V69H205ZM218 70V69H217ZM221 70V69H220ZM235 70V69H234ZM237 70H239V69H237ZM108 71V70H107ZM138 71V70H137ZM154 71V70H153ZM180 71V70H179ZM207 71V70H206ZM248 71V70H247ZM12 72V71H11ZM33 72V71H32ZM42 72V71H41ZM51 72V71H50ZM54 72V71H53ZM96 72V71H95ZM115 72V71H114ZM114 72H112V73H114ZM125 72V71H124ZM135 72V71H134ZM186 72V71H185ZM244 72V71H243ZM17 73V72H16ZM57 73H58V71H57ZM56 73V74H57ZM79 73V72H78ZM177 73H178V71H177ZM193 73H194V71H193ZM13 74V76H14V73H12ZM32 74V73H31ZM44 74V73H43ZM72 74V73H71ZM119 74V73H118ZM133 74V73H132ZM201 74V73H200ZM220 74V73H219ZM234 74V73H233ZM239 74V73H238ZM4 75H5V73H2V72H0V81H1V79L4 77ZM16 75V74H15ZM37 75V74H36ZM40 75V74H39ZM39 75H37L36 77H38ZM65 75V74H64ZM76 75V74H75ZM95 75V74H94ZM97 75V74H96ZM95 75V76H96ZM102 75V74H101ZM108 75H110V74H108ZM116 75V74H115ZM115 75H113V77L115 76ZM125 75H126V73H125ZM161 75V74H160ZM202 75V74H201ZM215 75V74H214ZM218 75V74H217ZM220 75H222V74H220ZM229 75V74H228ZM236 75H237V73H236ZM46 76V75H45ZM119 76V75H118ZM128 76H130V75H128ZM155 76V75H154ZM200 76V75H199ZM208 76H211V75H208ZM238 76V75H237ZM12 77V76H11ZM15 77V76H14ZM39 77H42V76H39ZM53 77H55V75L53 76ZM72 77V76H71ZM82 77H84V76H81V77H79V78H81L82 79ZM94 77V76H93ZM107 77H109V76H107ZM157 77V76H156ZM232 77H233V75H232ZM239 77V76H238ZM13 78V77H12ZM18 78H20V77H18ZM132 78V77H131ZM198 78V77H197ZM200 78V77H199ZM202 78V77H201ZM42 79H43V77H42ZM80 79V80H81ZM94 79V78H93ZM97 79V78H96ZM109 79V78H108ZM115 79V78H114ZM168 79V78H167ZM217 79V78H216ZM218 79H220V78H218ZM234 79V78H233ZM240 79V78H239ZM44 80V79H43ZM58 81H60L59 79H57ZM68 80V79H67ZM79 80V81H80ZM112 80V79H111ZM132 80V79H131ZM205 80V79H204ZM243 80V79H242ZM22 81V80H21ZM26 81V80H25ZM24 81V82H25ZM36 81V80H35ZM70 81V80H69ZM89 81H92V80H89ZM105 81V80H104ZM115 81V80H114ZM206 81V80H205ZM219 81V80H218ZM249 81V80H248ZM23 82V83H24ZM116 82V81H115ZM154 82H155V80H154ZM202 82V81H201ZM245 82H247L246 80H245ZM37 82H35V84H36ZM53 83V82H52ZM110 83V82H109ZM130 83V82H129ZM128 83V84H129ZM220 83V82H219ZM240 83V82H239ZM238 83V84H239ZM8 84H10V83H8ZM16 84V83H15ZM19 84V83H18ZM31 84V83H30ZM46 84V83H45ZM84 84H86V83H84ZM97 83H95V85H96ZM156 84V83H155ZM154 84V85H155ZM217 84V83H216ZM7 85V84H6ZM17 85V84H16ZM64 85V84H63ZM83 85V84H82ZM81 85V86H82ZM90 85H92V83L90 84ZM104 85V84H103ZM116 84H114V86H115ZM157 85V84H156ZM246 85V84H245ZM25 86V85H24ZM28 86V85H27ZM31 86H33V85H31ZM40 87H41V85H39ZM52 86V85H51ZM60 86V85H59ZM68 86V85H67ZM81 86H73L72 88H73V91L71 92L72 94H70L71 95V97H74V96H77V97H82V96H86L85 95V93H84V91H83V88L81 87ZM127 86V85H126ZM199 86V85H198ZM209 86V85H208ZM218 86H219V84H218ZM247 86V85H246ZM15 87V86H14ZM47 87V86H46ZM50 87V86H49ZM48 87V88H49ZM70 87V86H69ZM68 87V88H69ZM90 87V86H89ZM106 87V86H105ZM128 87V86H127ZM138 87V86H137ZM140 87V86H139ZM138 87V88H139ZM225 87V86H224ZM223 87V88H224ZM2 86L0 85V125L1 124H3L2 125V127L4 126V125H7L8 123H9V121H7L6 119H8V118H10L9 116H8V118H5V117H7V111H8V109H9V107H10V104H9V101H8V99H6L7 98V94L6 93H4L3 91H5L4 89H3V91H2ZM34 88V87H33ZM62 88H64L63 86H62ZM91 88V87H90ZM134 88V87H133ZM140 88H142V86L140 87ZM209 88V87H208ZM18 89V88H17ZM54 89H56V88H54ZM113 89H115L114 87H113ZM131 88H129V90H130ZM192 89V88H191ZM7 90V89H6ZM16 90V89H15ZM50 90V89H49ZM67 90V89H66ZM96 91H98L97 89H95ZM108 90H109V88H108ZM112 90V89H111ZM146 90V89H145ZM149 90V89H148ZM156 90H158V89H156ZM202 90H203V88H202ZM252 90V89H251ZM254 90V89H253ZM8 91V90H7ZM7 91H5V92H7ZM13 91V90H12ZM11 91V92H12ZM23 91H24V89H23ZM27 91H31V90H27ZM26 91V92H27ZM41 91V90H40ZM131 91V90H130ZM134 90H132V92H133ZM31 92H33V90L31 91ZM30 92V93H31ZM45 92V91H44ZM56 92H58L57 90H56ZM62 92V91H61ZM103 92V91H102ZM101 92V93H102ZM127 92H128V90H127ZM138 92H140V91H138ZM137 92V93H138ZM150 92H151V90H150ZM248 92V91H247ZM261 92V91H260ZM259 92V93H260ZM9 93V92H8ZM18 93V92H17ZM23 93H25V92H23ZM28 93V92H27ZM47 93V92H46ZM49 93V92H48ZM60 93V92H59ZM91 93V92H90ZM89 93V94H90ZM112 93V92H111ZM122 93V92H121ZM124 93H125V90H124ZM133 93H135V92H133ZM195 92H193V94H194ZM249 93V92H248ZM61 94V93H60ZM123 94V93H122ZM129 94V93H128ZM140 94V93H139ZM199 94V93H198ZM197 94V95H198ZM216 94V93H215ZM247 94V93H246ZM261 94V93H260ZM10 95H12L11 93H10ZM35 95V94H34ZM92 95V94H91ZM90 95V97H92ZM96 95L97 94H95V98H96ZM101 95V94H100ZM104 95V94H103ZM138 95V94H137ZM146 95H147V93H146ZM250 95H251V92H250ZM12 96H14V95H12ZM27 96V95H26ZM26 96L25 97H22L23 99L24 98H26ZM69 96V95H68ZM67 96V97H68ZM87 96H89V95H87ZM110 96H112V94L110 95ZM114 96H116V95H114ZM123 96V95H122ZM135 96H136V94H135ZM206 96V95H205ZM243 96V95H242ZM51 97V96H50ZM63 97V96H62ZM61 97V98H62ZM105 97V96H104ZM106 97H108V99H109V94H108V96H106ZM105 97V98H106ZM113 97V96H112ZM121 97V96H120ZM137 97V96H136ZM138 97H141V96H139L138 95ZM198 97V96H197ZM255 97V96H254ZM257 97H258V95H257ZM92 99L91 101V104L93 103V102H95V100L96 99ZM99 98H100V96H99ZM117 98V97H116ZM125 98V97H124ZM144 98V97H143ZM190 98V97H189ZM199 98V97H198ZM251 98H252V96H251ZM29 99V98H28ZM63 99V98H62ZM67 99V101H68V99L69 98H66ZM75 99V98H74ZM78 99V98H77ZM89 99H91V98H89ZM89 99H88V101H89ZM107 99V98H106ZM148 99V98H147ZM204 99V98H203ZM225 99V98H224ZM249 99V98H248ZM44 100H46V99H44ZM70 100V99H69ZM98 101H99V99H97ZM96 100V101H97ZM128 100H129V98H128ZM205 100V99H204ZM255 100V99H254ZM14 101V100H13ZM29 101V100H28ZM33 101V100H32ZM63 101V100H62ZM103 101V100H102ZM113 101V100H112ZM123 101V100H122ZM122 101H120V102H122ZM124 101H125V99H124ZM139 101V100H138ZM141 101H145V99L144 100H141ZM150 101V100H149ZM256 101V100H255ZM19 103L21 102V105L23 106V104H22V101H18ZM74 102H76V101H72L71 103H74ZM90 102V101H89ZM89 102H87V103H85V104H88ZM106 102H108V101H106ZM119 102V103H120ZM253 102V101H252ZM15 103V102H14ZM14 103H12V106H14ZM30 103H31V101H30ZM46 103H48V102H46ZM63 103H64V101H63ZM66 103V102H65ZM96 103V102H95ZM109 103V102H108ZM147 103V102H146ZM168 103V102H167ZM34 104V103H33ZM99 104H101V103H99ZM117 104V103H116ZM125 104H127V103H125ZM140 104V103H139ZM138 104V105H139ZM141 104H143L142 102H141ZM140 104V105H141ZM253 104V103H252ZM29 105V104H28ZM28 105H26V106H28ZM40 105V104H39ZM77 105H79L78 103H77ZM112 105V104H111ZM121 105V104H120ZM120 105H116V107L117 106H119L120 107ZM144 105H146L145 103H144ZM20 106V105H19ZM35 106V105H34ZM33 106V107H34ZM65 106V105H64ZM79 106H82L81 104L79 105ZM94 106H95V104H94ZM99 106H101V105H99ZM98 106V107H99ZM109 106V105H108ZM49 107V106H48ZM77 107V106H76ZM103 108H104V106H102ZM112 107V106H111ZM110 107V108H111ZM125 107V106H124ZM123 107V108H124ZM137 107H139V106H137ZM142 107V106H141ZM68 108V107H67ZM71 108V107H70ZM79 108H82V107H79ZM88 108V107H87ZM103 108H101V110L103 109ZM109 108V109H110ZM128 108V107H127ZM126 108V109H127ZM130 108H132V106L130 107ZM143 108V107H142ZM18 109H20V107L18 108ZM48 109V108H47ZM49 109H51V107L49 108ZM75 109V108H74ZM74 109H72V110H74ZM77 109H78V107H77ZM86 109V108H85ZM85 109H82L81 111H83V110H85ZM92 109V108H91ZM99 109V108H98ZM97 109V110H98ZM105 109V108H104ZM116 110H117V108H115ZM129 109V108H128ZM136 109V108H135ZM139 109V108H138ZM182 109V108H181ZM241 109V108H240ZM240 109L238 110V111H240ZM25 110V109H24ZM30 110V109H29ZM40 110V109H39ZM41 110H42V108H41ZM52 110V109H51ZM94 110V109H93ZM111 110V109H110ZM134 110V109H133ZM236 110V111H237ZM242 110V109H241ZM246 110V109H245ZM38 111V110H37ZM76 111H78V110H76ZM87 111H89V110H87ZM87 111H84V113H81L80 115H78V120H77V123H88L89 121H92V120H89V117H88V115L89 114H87ZM95 111H96V109H95ZM115 111V110H114ZM120 111V110H119ZM196 111V110H195ZM243 111V110H242ZM18 112V111H17ZM20 112H22V110L20 109ZM20 112H18V113H20ZM27 111H25L24 113H26ZM43 112H45V110L44 111H42V113ZM94 112V111H93ZM92 112V113H93ZM124 112V111H123ZM129 112H131V110L129 111ZM141 112V111H140ZM10 113V112H9ZM61 113V112H60ZM72 113V112H71ZM80 113V112H79ZM88 113H90V112H88ZM105 113V112H104ZM121 113V112H120ZM175 113H176V109L174 108V105H168V109L167 108H165V111L164 112H162V113H160V112H155V111H147L146 112V114L141 118V119H139L138 121L136 120L135 121V119H134V121L135 122H131V123H129V121H128V125H127V130H129V132L132 134V135H136L139 131H141V130H144L145 132H146V136H147V138L148 137H151V136H153V135H156L159 131H161V130H163V129H166L167 127H171V126H174L175 125V123H176V120H175ZM187 113V112H186ZM241 113V112H240ZM12 114H14V113H12ZM12 114H10V115H12ZM31 114V113H30ZM46 114V113H45ZM70 114V113H69ZM73 114V113H72ZM72 114H70V115H72ZM78 114V113H77ZM114 114H117V113H114ZM118 114H119V112H118ZM187 114H189V113H187ZM200 114V113H199ZM60 115V114H59ZM68 115V114H67ZM112 115V114H111ZM129 116H130V113L128 114ZM138 115H139V113H138ZM183 115V114H182ZM13 116H15V115H13ZM22 116H24V115H22ZM57 116V115H56ZM94 116H95V114H94ZM118 116V115H117ZM121 116V115H120ZM128 116V117H129ZM132 116V115H131ZM187 116V115H186ZM19 117V116H18ZM96 117V116H95ZM101 117V116H100ZM122 117V116H121ZM202 117V116H201ZM263 117V116H262ZM53 118V117H52ZM51 118V119H52ZM54 118H57V117H54ZM66 118V117H65ZM97 118V117H96ZM126 118V117H125ZM132 118V117H131ZM198 118V117H197ZM16 119V118H15ZM17 119H19V118H17ZM22 119V117L20 118V120ZM23 119H26L25 118V116L23 117ZM35 119V118H34ZM33 119V120H34ZM73 119V118H72ZM101 119L103 120L104 118H103V115H102V117H101ZM101 119H100V121H101ZM113 119V118H112ZM188 119H190V118H188ZM26 120H29V119H26ZM55 120V119H54ZM58 120V121H57ZM56 121H57V123L59 122V118L57 119ZM105 120V119H104ZM116 120V119H115ZM115 120H113V121H115ZM194 120V119H193ZM212 120V119H211ZM264 120V119H263ZM10 121H11V119H10ZM47 121H51V120H47ZM198 121V120H197ZM207 121H209L208 119H207ZM213 121V120H212ZM259 121V120H258ZM261 121V120H260ZM29 122H31L30 120H29ZM44 122H46V120L45 121H43L42 123H44ZM55 122V121H54ZM64 122H65V120H64ZM63 122V123H64ZM70 122V121H69ZM107 122H109V121H107ZM112 122V121H111ZM120 122H121V120H120ZM179 122V121H178ZM34 123V122H33ZM38 123V122H37ZM56 123V124H57ZM63 123H61V125H63ZM66 123H67V121H66ZM66 123H64V124H66ZM72 123V122H71ZM75 124V122H74V124H75V126H79V124ZM10 124V123H9ZM31 124V123H30ZM41 124V123H40ZM44 124H46V123H44ZM44 124H41V125H44ZM59 124V123H58ZM88 124H92V126H93V124H94V122H92V123H88ZM99 124V123H98ZM102 124V123H101ZM108 124V123H107ZM109 124H111L110 122H109ZM118 124V123H117ZM120 124V123H119ZM118 124V125H119ZM184 124V123H183ZM187 124V123H186ZM207 124V123H206ZM259 124V123H258ZM48 125V124H47ZM60 125V124H59ZM67 125H68V123H67ZM94 125H96V124H94ZM115 125V124H114ZM114 125H112L113 127H114ZM123 125V124H122ZM208 125V124H207ZM260 125V124H259ZM10 126H11V124H10ZM46 126V125H45ZM52 126V125H51ZM73 126V125H72ZM193 126V125H192ZM201 126V125H200ZM204 126V125H203ZM209 126V125H208ZM257 126V125H256ZM16 127H19V126H16ZM25 127V126H24ZM29 127V126H28ZM39 127V126H38ZM54 127H55V125H54ZM62 127V126H61ZM65 127V126H64ZM80 127V126H79ZM78 127V128H79ZM89 127H91V126H89ZM104 127V126H103ZM117 127V126H116ZM186 127V126H185ZM189 127V126H188ZM259 127V126H258ZM20 128V127H19ZM21 128H23L22 126H21ZM40 128H42V127H40ZM82 128L83 127H80V129L82 130ZM102 128V127H101ZM105 128V127H104ZM115 128V127H114ZM174 128H175V126H174ZM181 128V127H180ZM183 128V127H182ZM218 128V127H217ZM256 128V127H255ZM1 129H3V128H1ZM0 129V130H1ZM27 129H30V128H27ZM75 129V128H74ZM84 129V128H83ZM89 129V128H88ZM96 129V128H95ZM119 129V128H118ZM169 129V128H168ZM173 129V128H172ZM211 129V128H210ZM8 130H10V129H8ZM14 130H16V129H14ZM19 130V129H18ZM34 130V129H33ZM52 130V129H51ZM73 130V129H72ZM80 130V131H81ZM85 130V129H84ZM101 130V129H100ZM114 130V129H113ZM125 130V129H124ZM126 130V131H127ZM175 130V129H174ZM212 130V129H211ZM259 130V129H258ZM27 131V130H26ZM35 131V130H34ZM45 131V127L43 128V130H42V132H44ZM77 131V130H76ZM94 131V130H93ZM104 131H105V129H104ZM202 131H204V130H202ZM207 131V130H206ZM68 132V131H67ZM83 131H81V133H82ZM95 132H97V131H95ZM94 132V133H95ZM98 132H99V128H98ZM127 133V134H130V133ZM144 132V133H145ZM12 133V132H11ZM25 133V132H24ZM24 133H23V135H24ZM72 133V132H71ZM71 133H67L66 135H70ZM77 133H79V132H77ZM87 133H89V132H87ZM111 133V132H110ZM121 133H122V131H121ZM174 133V132H173ZM173 133H172V135H173ZM5 134V133H4ZM17 134V133H16ZM15 134V135H16ZM53 134V133H52ZM80 134V133H79ZM96 134V133H95ZM98 134H100V133H98ZM209 134V133H208ZM17 135H19V133L17 134ZM50 135V134H49ZM65 135V134H64ZM76 135V134H75ZM84 135V134H83ZM82 135V136H83ZM116 135V134H115ZM175 135V134H174ZM196 135V134H195ZM1 136V135H0ZM25 136V135H24ZM24 136H22V137H24ZM27 136V135H26ZM25 136V137H26ZM45 136H46V134H45ZM60 136V135H59ZM71 136V135H70ZM78 136V135H77ZM86 135H84V137H85ZM112 136H113V134H112ZM118 136V135H117ZM129 136V135H128ZM159 136V135H158ZM158 136H156V137H158ZM176 136V135H175ZM21 137V138H22ZM25 137H24V139H25ZM32 137V136H31ZM47 137V136H46ZM54 137H55V135H54ZM64 137V136H63ZM76 137V136H75ZM79 137H81V136H79ZM95 137V136H94ZM127 137V136H126ZM178 137V136H177ZM1 138V137H0ZM41 139H42V137H40ZM39 138V139H40ZM65 138V140L67 139L66 137H64ZM64 138L63 139H61V140H64ZM115 138V137H114ZM128 138V137H127ZM166 138V137H165ZM11 139H13V137L11 138ZM28 139V138H27ZM60 139V138H59ZM5 140H6V138H5ZM8 140V139H7ZM10 140V139H9ZM50 141H51V139H49ZM72 140H74V139H72ZM76 141H77V139H75ZM74 140V141H75ZM94 140H97V141H99V143H101L103 146H107L108 144H109V141L107 140V138H106V136H105V134H102V135H100L97 139H95L94 138ZM125 140H126V138H125ZM137 140V139H136ZM167 140V139H166ZM177 140V139H176ZM257 140V138L255 139V141ZM259 140V139H258ZM4 140H2L1 142H3ZM19 141V140H18ZM31 141H33V140H31ZM36 141V140H35ZM35 141H33V142H35ZM43 141V140H42ZM68 141H69V139H68ZM79 141V140H78ZM84 141V140H83ZM131 141V140H130ZM173 141V140H172ZM175 141V140H174ZM173 141V143H175ZM221 141V140H220ZM219 141V142H220ZM38 141H36V143H37ZM46 142H48V141H46ZM45 142V143H46ZM54 142H56L55 140H54ZM59 142V141H58ZM57 142V143H58ZM63 142H66V141H63ZM93 142V141H92ZM262 142V141H261ZM16 143V142H15ZM45 143H44V145H45ZM67 143H69V142H67ZM78 144H80L79 142H77ZM94 143H96V142H94ZM119 143V142H118ZM143 143H145V142H143ZM172 143V142H171ZM260 143V142H259ZM63 144H65V143H63ZM62 143H61V145H63ZM84 144V143H83ZM87 144V143H86ZM88 144H90V143H88ZM92 144V143H91ZM97 144V143H96ZM128 144V143H127ZM156 144V143H155ZM181 144V143H180ZM186 144V143H185ZM189 144V143H188ZM262 144V143H261ZM9 145V144H8ZM15 145V144H14ZM13 145V146H14ZM20 145V144H19ZM101 145V146H102ZM121 145V144H120ZM205 145V144H204ZM7 146V145H6ZM12 146V147H13ZM16 146V145H15ZM32 146V145H31ZM76 146V145H75ZM92 146H94V145H92ZM102 146V147H103ZM138 146V145H137ZM188 146V145H187ZM207 146V145H206ZM212 146V145H211ZM247 146V145H246ZM8 147V146H7ZM12 147H10V148H12ZM18 147V146H17ZM68 147V146H67ZM77 148L79 147V145H77L76 146ZM81 147V146H80ZM136 146H134V148H135ZM180 147V146H179ZM192 146H190V148H191ZM201 147V146H200ZM217 147H220V146H217ZM236 147V146H235ZM239 147H240V144H239ZM249 147H252V146H249ZM3 148H5V147H3ZM82 148V147H81ZM90 148V147H89ZM94 148H95V146H94ZM116 148V147H115ZM206 148V147H205ZM214 148H216V147H214ZM213 148V150L215 151L216 149H214ZM2 149V148H1ZM6 149H8V148H6ZM6 149H5V151H6ZM69 149V148H68ZM97 149V148H96ZM100 149H103V148H100ZM173 149H174V147H173ZM181 149V148H180ZM227 149H229V148H227ZM240 149H242V148H240ZM247 149V148H246ZM19 150V149H18ZM28 150H30V149H28ZM32 150V149H31ZM53 150V149H52ZM52 150H50V151H52ZM66 150H67V148H66ZM69 150H73L72 148L71 149H69ZM81 150V149H80ZM89 150V149H88ZM91 150V149H90ZM107 150H109V149H107ZM114 150V149H113ZM198 150H199V148H198ZM201 150H202V148H201ZM20 151H21V149H20ZM22 151H24V150H22ZM22 151H21V153H22ZM44 151V150H43ZM56 151V150H55ZM100 151V150H99ZM110 151V150H109ZM108 151V152H109ZM218 151H220V150H218ZM237 151V150H236ZM235 151V152H236ZM241 151V150H240ZM245 151V150H244ZM6 152H8V151H6ZM19 152V151H18ZM33 152V151H32ZM67 152H70V151H68L67 150ZM72 152H75V151H71V153ZM90 152V151H89ZM119 152V151H118ZM206 152V151H205ZM28 152L26 151V154H27ZM46 153V152H45ZM51 153V152H50ZM56 153V152H55ZM92 153V152H91ZM97 153H99V152H97ZM101 153V152H100ZM144 153V152H143ZM212 154H213V152H211ZM217 153V152H216ZM220 153V152H219ZM238 154H240L239 153V151L237 152ZM255 153V152H254ZM19 154H20V152H19ZM29 154V153H28ZM30 154H32V153H30ZM29 154V155H30ZM47 154V153H46ZM70 154V153H69ZM74 154V153H73ZM82 154V153H81ZM104 154H105V151H104ZM109 154H110V152H109ZM113 154V153H112ZM118 154H120V153H118ZM122 154V153H121ZM176 154V153H175ZM200 154V153H199ZM232 154V153H231ZM233 154H235V153H233ZM238 154H236V155H238ZM8 156H9V154H7ZM76 155V154H75ZM111 155V154H110ZM114 155V154H113ZM145 155V154H144ZM201 155V154H200ZM199 155V156H200ZM207 155H209V154H207ZM214 155V154H213ZM213 155H212V157H213ZM225 155V154H224ZM228 155H230V154H228ZM13 156V155H12ZM21 155H19V156H17L18 158L20 157ZM40 156V155H39ZM39 156H37V157H39ZM66 156H69V155H66ZM70 156H71V154H70ZM87 156V155H86ZM96 157H97V155H95ZM101 156H103V152H102V155ZM100 156V157H101ZM106 156V155H105ZM104 156V157H105ZM173 156V155H172ZM174 156H177V154L176 155H174ZM174 156H173V158H174ZM14 157V156H13ZM16 157V156H15ZM16 157V158H17ZM34 157V156H33ZM32 157V158H33ZM36 157V156H35ZM41 157V156H40ZM43 157V156H42ZM46 157V156H45ZM74 157V156H73ZM80 157V156H79ZM103 157V158H104ZM110 157V156H109ZM109 157H107V158H109ZM207 157H209V156H207ZM225 157H226V155H225ZM3 158H6V155H5V152L4 153H2V152H0V160H2ZM8 158V157H7ZM32 158H31V161H37L38 162V160H32ZM66 158H68V157H66ZM66 158L64 157V159L66 160ZM87 158H88V156H87ZM95 158V157H94ZM126 158V157H125ZM143 158V157H142ZM141 158V159H142ZM181 158V157H180ZM186 158V157H185ZM197 158V157H196ZM196 158H195V160H196ZM220 158V157H219ZM219 158H218V160H219ZM227 158V157H226ZM63 159V160H64ZM84 159V158H83ZM97 158H95V160H96ZM111 159V157L109 158V160ZM117 159V158H116ZM132 159L133 158H131L130 160L131 161H129L130 163L131 162H133L132 161ZM198 159V158H197ZM43 160V159H42ZM63 160H60V161H63ZM88 160V159H87ZM92 160V159H91ZM103 160V159H102ZM170 160V159H169ZM186 160V159H185ZM194 159L192 158V161H193ZM202 160H203V158H202ZM206 160V159H205ZM241 160V159H240ZM3 161V160H2ZM12 161V160H11ZM23 161H25V160H23ZM41 161V160H40ZM67 161H70V160H67ZM75 161L77 162H79V164L81 163V164H83L82 162H80V160L79 159H75ZM98 161H100V159L98 160ZM98 161H96V163H98ZM106 161V160H105ZM108 161V160H107ZM136 161H138V160H136ZM180 161V160H179ZM198 161V160H197ZM196 161V162H197ZM8 162H10V160L8 161ZM15 162V161H14ZM20 162V161H19ZM22 162V161H21ZM49 162V161H48ZM72 162H73V160H72ZM76 162H73L74 164L76 163ZM85 162V161H84ZM88 162V161H87ZM183 162V161H182ZM182 162L180 161V163L182 164ZM3 163V162H2ZM15 163H17V162H15ZM56 163V162H55ZM61 163V162H60ZM64 163V162H63ZM67 163V162H66ZM65 163V164H66ZM103 163H104V161H103ZM115 163V162H114ZM137 163H139V162H137ZM179 163V164H180ZM194 163H195V161H194ZM13 164V163H12ZM25 164H27V166L26 167H24V168H27V167H29V165H28V162L27 163H25ZM25 164L23 165V166H25ZM54 164V163H53ZM80 164V165H81ZM90 164V163H89ZM94 164H95V162H94ZM107 164V163H106ZM135 164H136V162H135ZM176 164H178V163H176ZM176 164H173V165H175L176 166ZM180 164V165H181ZM189 164V163H188ZM229 164V163H228ZM234 164V163H233ZM17 165V164H16ZM41 165V164H40ZM42 165H44V164H42ZM58 165H60V164H58ZM79 165V166H80ZM88 165V164H87ZM91 165V164H90ZM119 165H121V164H119ZM128 165V164H127ZM133 164H131V166H132ZM139 164H136V166H138ZM187 165V164H186ZM198 165H200V163L199 164H197V166ZM204 165V164H203ZM215 165H216V163H213V166L215 167ZM253 165V164H252ZM6 166V165H5ZM18 166H20V168L22 167L21 165H18ZM62 166V165H61ZM75 166V165H74ZM76 166L78 167V165L76 164ZM94 166V165H93ZM109 166V165H108ZM108 166H106V167H108ZM113 166V165H112ZM115 166V165H114ZM118 166V165H117ZM125 166H126V164H125ZM189 166V165H188ZM194 166V165H193ZM220 166V165H219ZM11 168H12V165L10 166ZM10 167H8V168H10ZM33 167V166H32ZM48 167H51V166H48ZM53 167V166H52ZM66 167H69V165L67 166L66 165ZM82 167H83V165H82ZM82 167H80V168H82ZM177 167V166H176ZM182 167V166H181ZM203 167V166H202ZM227 167V166H226ZM17 168V167H16ZM23 168V169H24ZM54 168V167H53ZM65 168V167H64ZM73 168V167H72ZM80 168H77V169H80ZM86 168V167H85ZM88 169L89 168H92L91 166L90 167H87ZM94 168V167H93ZM112 168V167H111ZM124 168V167H123ZM128 168H129V165H128ZM193 167H191V169H192ZM199 168V167H198ZM204 168V167H203ZM224 168V167H223ZM238 168V167H237ZM38 169V168H37ZM41 169H43V167L41 166ZM41 169H38V170H41ZM45 169H48V168H45ZM45 169H43V170H45ZM52 168H50V170H51ZM58 169V168H57ZM68 169H71V167L70 168H68ZM75 169V168H74ZM95 169V168H94ZM104 169V168H103ZM117 169V168H116ZM134 169V168H133ZM190 169V170H191ZM199 169H201V168H199ZM226 169V168H225ZM32 170H34V169H32ZM59 170H60V167H59ZM65 170V172H63V173H66L67 171H66V169H64ZM92 170V169H91ZM96 170V169H95ZM114 170V168L112 169V171ZM126 170V169H125ZM124 170V171H125ZM137 170H139V169H137ZM182 170H183V168H182ZM186 170V169H185ZM188 170H189V168H188ZM187 170V171H188ZM198 170V169H197ZM15 172H16V170H14ZM76 171H79V170H76ZM81 171V170H80ZM82 171H84V169H82ZM101 171V170H100ZM107 171L109 172V167H108V169H107ZM123 171V170H122ZM123 171V172H124ZM134 171V170H133ZM194 171H195V169H194ZM194 171H192L191 173H193ZM202 171V170H201ZM12 172V171H11ZM60 173L61 171H58L57 170V173ZM69 172V171H68ZM72 172V171H71ZM90 172V171H89ZM92 172H94V171H92ZM104 172V171H103ZM119 172H121L120 171V169H119ZM137 172V171H136ZM144 172V171H143ZM199 172V171H198ZM204 172V171H203ZM202 172V173H203ZM259 172V171H258ZM31 173V172H30ZM40 173H41V171H40ZM70 173V172H69ZM83 172H81V174H82ZM128 173V172H127ZM135 173V172H134ZM182 173V172H181ZM186 173V172H185ZM188 174H189V172H187ZM186 173V174H187ZM201 172H200V174H202ZM2 174H3V172H2ZM18 174H22V173H19L18 172ZM34 174H37V173H34ZM33 174V175H34ZM72 174H74V173H72ZM85 174H86V172H85ZM84 174V176H86ZM89 174V173H88ZM111 174V173H110ZM120 174V173H119ZM172 174V173H171ZM195 174V173H194ZM203 174H205V172L203 173ZM202 174V175H203ZM15 175H17L16 173H15ZM23 175V174H22ZM28 176H29V174H27ZM31 175H32V173H31ZM33 175H32V177H33ZM42 176H44L43 174H41ZM83 175V174H82ZM82 175H80V176H82ZM122 175H124V174H122ZM130 175H131V173H130ZM193 175V174H192ZM191 175V177H192V179H193V177H195V176H192ZM199 175V174H198ZM0 176H4V177H7V176H5L4 174L3 175H0ZM18 176V175H17ZM73 176V175H72ZM190 176V175H189ZM215 176V175H214ZM9 177H10V175H9ZM21 177V176H20ZM23 177V176H22ZM31 177V176H30ZM36 177V176H35ZM101 177V176H100ZM124 177V176H123ZM130 177V176H129ZM151 177V176H150ZM164 177V176H163ZM8 178V177H7ZM82 178H84V177H82ZM97 178V177H96ZM95 178V179H96ZM76 179H78L79 181L81 180V178L79 177V178H76ZM88 180V177H86L85 178V181L87 182V180ZM98 179V178H97ZM109 179V178H108ZM120 179V178H119ZM136 179V178H135ZM191 179V180H192ZM263 179V178H262ZM3 180V179H2ZM100 180V179H99ZM103 180V179H102ZM101 180V181H102ZM194 180V179H193ZM215 180V179H214ZM213 180V181H214ZM255 180V179H254ZM31 181V180H30ZM35 181H36V179H35ZM63 181H65V179L63 180ZM108 181V180H107ZM131 181V180H130ZM3 182V181H2ZM1 182V184H3ZM9 182V181H8ZM26 182H28V181H26ZM53 182H54V180H53ZM81 182V181H80ZM96 182V181H95ZM233 182V181H232ZM29 183V182H28ZM36 183V182H35ZM65 183V182H64ZM78 183V182H77ZM119 183V182H118ZM20 184V183H19ZM31 184V183H30ZM52 184H54V183H52ZM60 184V183H59ZM59 184H58V186H59ZM63 184V183H62ZM82 184H84L83 182H82ZM95 184V183H94ZM97 184H99V183H97ZM120 184H121V182H120ZM176 184V183H175ZM61 185V184H60ZM65 185V184H64ZM92 185H93V183H92ZM100 185V184H99ZM99 185H98V187H99ZM104 186V184L103 183H101V186ZM130 185V184H129ZM173 185V184H172ZM5 186H6V184H5ZM18 186H20V185H18ZM17 186V187H18ZM31 186H32V184H31ZM39 186V185H38ZM38 186L36 187L35 185H34V187H36V188H38ZM42 186V185H41ZM52 186V185H51ZM68 186V185H67ZM108 186V185H107ZM169 186V185H168ZM16 187V188H17ZM21 187V186H20ZM24 187V186H23ZM26 187V186H25ZM29 186H27V188H28ZM33 187V186H32ZM95 187V186H94ZM192 187V186H191ZM217 187V186H216ZM26 188V189H27ZM39 188H42V187H39ZM38 188V189H39ZM52 188V187H51ZM51 188H49V189H51ZM54 188H55V186H54ZM59 188V187H58ZM70 188L71 187H69V189L68 190H70ZM86 188V187H85ZM101 188V187H100ZM99 188V189H100ZM125 188H127V187H125ZM7 189H9V188H7ZM14 189V188H13ZM19 189V188H18ZM25 189V190H26ZM48 189V188H47ZM130 189V188H129ZM28 190V189H27ZM32 190V189H31ZM41 190V189H40ZM55 190V189H54ZM56 190H58V189H56ZM61 190V189H60ZM77 190H79V189H77ZM76 190V191H77ZM84 190V189H83ZM109 190H111V188L109 189ZM124 190V189H123ZM16 191V190H15ZM33 191H35V190H33ZM36 191H38L37 189H36ZM48 191V190H47ZM52 191V190H51ZM61 191H64L65 192V190L63 189V190H61ZM73 191V190H72ZM85 191V190H84ZM103 191H105V190H103ZM24 192H26V191H24ZM41 192V191H40ZM55 192H57V191H55ZM63 192V193H64ZM83 192V191H82ZM91 192V191H90ZM89 192V193H90ZM100 192H102V190L100 191ZM122 192V191H121ZM29 193V192H28ZM27 193V194H28ZM46 193H48L49 195H50V197H51V192H46ZM62 193V192H61ZM144 193V192H143ZM154 193V192H153ZM197 193V192H196ZM20 194V193H19ZM22 194V193H21ZM24 194V193H23ZM30 194V193H29ZM34 194H36V195H38L37 194V192L36 193H33L32 195H34ZM54 194V193H53ZM56 194H58V193H56ZM56 194H54V196L56 195ZM71 194V193H70ZM91 194V193H90ZM101 194V193H100ZM123 194V193H122ZM158 194V193H157ZM188 194V193H187ZM18 195V194H17ZM68 195V194H67ZM67 195H64V196H67ZM76 195V194H75ZM77 195H80V194H77ZM82 195V194H81ZM84 195V194H83ZM86 195H88V194H86ZM104 195H106V194H104ZM108 195V194H107ZM210 195V194H209ZM213 195V194H212ZM22 196V195H21ZM28 196V195H27ZM35 196V195H34ZM46 196V195H45ZM57 196V195H56ZM63 196V195H62ZM70 196V195H69ZM89 196V195H88ZM98 196V195H97ZM124 196V195H123ZM147 196V195H146ZM60 197V196H59ZM104 197V196H103ZM113 197V196H112ZM132 197V196H131ZM5 198V197H4ZM7 198V197H6ZM5 198V199H6ZM9 198V197H8ZM16 198H18V197H16ZM15 198V199H16ZM37 198V197H36ZM41 198V197H40ZM45 198V200H46V198L47 197H44ZM44 198H43V200H44ZM54 198V197H53ZM56 198V197H55ZM62 198V197H61ZM72 198V197H71ZM70 198V199H71ZM77 198H78V196H77ZM89 198V197H88ZM90 198H91V196H90ZM100 198H102V195H101V197ZM119 198V197H118ZM3 199V198H2ZM14 199V198H13ZM48 199H50L49 197H48ZM108 199V198H107ZM110 199V198H109ZM24 200H27L26 198H24ZM29 200V199H28ZM41 200V199H40ZM45 200L44 201H42L43 202V205L45 206ZM57 200H59L58 199V197H57ZM97 200V199H96ZM207 200H209V199H207ZM259 200H264V190H263V188L262 189H256V190H236V191H234V192H228L227 194H225V195H223V197H220V198H218V199H214V200H210V201H202L201 203H200V208L202 209L201 210V216H202V218H206L207 216H209V215H215V214H218L219 213V211L220 210H226V209H228V211H230L229 209H231V210H233L234 211V209H240V208H244V209H250L252 206H253V204H255L256 202H258ZM6 201V200H5ZM49 201V200H48ZM47 201V202H48ZM54 201H56L55 199H54ZM61 201V200H60ZM63 201V200H62ZM108 201V200H107ZM138 201V200H137ZM8 202V201H7ZM35 202V201H34ZM37 203H39V204H41V202H39V201H36ZM53 202V201H52ZM64 202H66V198H65V201ZM63 202V203H64ZM92 202V201H91ZM95 202V201H94ZM100 202V201H99ZM98 202V203H99ZM113 202V201H112ZM154 202V201H153ZM23 203V202H22ZM60 203V202H59ZM62 203V202H61ZM97 203V202H96ZM97 203V204H98ZM115 202H113V204H114ZM6 204V203H5ZM4 204V205H5ZM33 204V203H32ZM52 204V203H51ZM102 204V203H101ZM105 204H106V202H105ZM103 205V207H105V206H109V205ZM108 204H109V202H108ZM112 204V203H111ZM189 204V203H188ZM191 204L193 205V203L191 202ZM261 204H262V202H261ZM20 206H22L21 204H19ZM19 205H16V206H19ZM29 205V204H28ZM35 205H37V204H35ZM46 205L47 206H49L47 203H46ZM192 205H191V207H192ZM256 205V204H255ZM263 205H264V203H263ZM11 206V205H10ZM33 206V205H32ZM37 206H39V205H37ZM42 206V205H41ZM46 206V208H50V207H47ZM90 206V205H89ZM97 206V205H96ZM189 206V205H188ZM260 206V205H259ZM262 206V205H261ZM260 206V207H261ZM4 207V206H3ZM13 207H15V206H13ZM94 207V206H93ZM103 207H101L102 209H103ZM110 207H113L112 205L110 206ZM126 207V206H125ZM18 208V207H17ZM21 208V207H20ZM19 208V209H20ZM38 208V207H37ZM37 208H30V206H29V209H31L32 211L35 209V211H37ZM41 208V207H40ZM38 209V210H41V211H43V210H45V209ZM76 208V207H75ZM88 208V207H87ZM86 208V209H87ZM106 208V207H105ZM121 208V207H120ZM120 208H118L119 209V212H120ZM136 208V207H135ZM190 208V207H189ZM1 209H2V207H1ZM22 209H24V208H22ZM110 209H113V208H110ZM115 209V208H114ZM126 209V208H125ZM183 209H186L185 207L183 208ZM28 210V209H27ZM49 210H51V209H49ZM82 210V209H81ZM98 209H96V211H97ZM108 212H109V207H108ZM107 210H105V211H107ZM116 210H117V208H116ZM127 210V209H126ZM136 210V209H135ZM134 210V211H135ZM180 210V209H179ZM179 210H178V212H179ZM34 211V212H35ZM127 211H129V210H127ZM177 211V210H176ZM227 211V212H228ZM33 212V213H34ZM44 212V211H43ZM49 212V211H48ZM48 212H47V214H48ZM75 212V211H74ZM79 212V211H78ZM111 212H112V210H111ZM116 212V211H115ZM3 213V212H2ZM50 213V212H49ZM54 212L52 211V214H53ZM81 213V212H80ZM35 214V213H34ZM46 214V213H45ZM52 214H51V216H52ZM76 214H77V212H76ZM95 214V213H94ZM100 214V213H99ZM108 214V213H107ZM109 214H110V212H109ZM113 214V213H112ZM119 214V213H118ZM132 214V213H131ZM175 214V213H174ZM173 214V215H174ZM177 214H179V213H177ZM252 214V213H251ZM38 215V214H37ZM49 215V214H48ZM71 215V214H70ZM83 215V214H82ZM93 214H91V216H92ZM102 215V214H101ZM122 215V214H121ZM191 215V214H190ZM250 215V214H249ZM3 216V215H2ZM47 216V215H46ZM81 216V215H80ZM110 216V215H109ZM196 216V215H195ZM206 216V217H205ZM235 216V215H234ZM48 217V216H47ZM57 217V216H56ZM59 217V216H58ZM57 217V218H58ZM74 217V216H73ZM90 217V216H89ZM251 217V216H250ZM39 218V217H38ZM56 218V219H57ZM80 218H84V217H80ZM88 218V217H87ZM95 218V217H94ZM98 218V217H97ZM168 218H169V216H168ZM187 218H189V217H187ZM191 218H192V216H191ZM194 218V217H193ZM249 218V217H248ZM74 219V218H73ZM75 219H76V217H75ZM104 219V218H103ZM103 219H101V220H103ZM213 219H216V218H213ZM235 219V218H234ZM240 219H242V218H240ZM251 219H253V218H251ZM52 220H54V218L52 219ZM106 220V219H105ZM188 220V219H187ZM246 220V219H245ZM245 220H243V222L245 221ZM33 221H35V220H33ZM36 221H37V219H36ZM74 221H76V220H74ZM119 221V220H118ZM192 221V220H191ZM193 221H194V219H193ZM196 221V220H195ZM223 221V220H222ZM236 221V220H235ZM237 221H238V217H237ZM241 221V220H240ZM251 221V220H250ZM249 221V222H250ZM258 221V220H257ZM15 222V221H14ZM83 222V221H82ZM85 222V221H84ZM87 222H88V220H87ZM90 222V221H89ZM88 222V223H89ZM94 222V221H93ZM92 222V223H93ZM101 222V221H100ZM104 222V221H103ZM132 222V221H131ZM190 222V221H189ZM209 222V221H208ZM213 222H214V220H213ZM217 222V221H216ZM219 222V221H218ZM246 222V221H245ZM256 222V221H255ZM10 223V222H9ZM29 223V222H28ZM36 223V222H35ZM77 223V222H76ZM95 223V222H94ZM93 223V224H94ZM99 222H97V224H98ZM156 223V222H155ZM186 223H188V222H186ZM199 223V222H198ZM201 223H203V221L201 222ZM226 223V222H225ZM232 223V222H231ZM41 224V223H40ZM43 224V223H42ZM59 224H60V221H59ZM91 224V223H90ZM206 224V223H205ZM223 224V223H222ZM230 224V223H229ZM233 224V223H232ZM236 224H238V222L236 223ZM239 224H240V222H239ZM241 224H243V223H241ZM61 225V224H60ZM78 225V224H77ZM82 225H84V224H82ZM87 225V224H86ZM89 225V224H88ZM197 225V224H196ZM195 225V226H196ZM212 225V224H211ZM250 225H252V224H250ZM257 225V224H256ZM42 226V225H41ZM41 226H39L38 228H40ZM80 226V225H79ZM91 226V225H90ZM213 226V225H212ZM221 226V225H220ZM223 226H225L226 227V225H223ZM245 226V225H244ZM261 226V225H260ZM10 227H11V225H10ZM88 227V226H87ZM103 227V226H102ZM190 227V226H189ZM197 227V226H196ZM215 227H216V225H215ZM224 227V228H225ZM235 227H238V226H235ZM240 227V226H239ZM238 227V228H239ZM246 227H247V224H246ZM256 227V226H255ZM84 228V227H83ZM183 228V227H182ZM245 228V227H244ZM249 228V227H248ZM257 228V227H256ZM262 228V227H261ZM260 228V229H261ZM92 229V228H91ZM149 229V228H148ZM177 229V228H176ZM216 230L218 229V228H215ZM222 229V228H221ZM233 229V228H232ZM251 229V228H250ZM249 229V230H250ZM255 229V228H254ZM8 230V229H7ZM6 230V231H7ZM173 230H175V229H173ZM192 230H194V229H192ZM244 230V229H243ZM252 230V229H251ZM257 230H259L258 228H257ZM77 231V230H76ZM81 231V230H80ZM172 231V230H171ZM186 231V230H185ZM198 231V230H197ZM200 231H202V230H200ZM199 231V232H200ZM212 231H213V229H212ZM218 231V230H217ZM240 231V230H239ZM254 231H256V229L254 230ZM261 231V230H260ZM78 232V231H77ZM181 232V231H180ZM187 232V231H186ZM190 232V231H189ZM209 232V231H208ZM225 232V231H224ZM233 232L235 233V231L233 230ZM243 232V231H242ZM170 233V232H169ZM179 233V232H178ZM215 233H217V232H215ZM246 233H248V232H246ZM258 234L257 235H259V233L260 232H257ZM199 234V233H198ZM211 234V233H210ZM222 234V233H221ZM237 235H238V233H236ZM241 234V233H240ZM251 234H253V232H251ZM11 235V234H10ZM38 235H40V234H38ZM133 235V234H132ZM181 235V234H180ZM187 235H189V234H187ZM191 235V234H190ZM189 235V236H190ZM218 234H216V236H217ZM225 235V234H224ZM170 236V235H169ZM210 236V235H209ZM219 236V235H218ZM230 236H231V234H230ZM240 236V235H239ZM248 236V235H247ZM253 236V235H252ZM263 236V235H262ZM8 237H10V236H8ZM166 237V236H165ZM186 237V236H185ZM195 237V236H194ZM202 237H204V235L202 236ZM207 237H208V235H207ZM238 237V236H237ZM253 237H255V236H253ZM261 237V236H260ZM1 238V237H0ZM36 238V237H35ZM55 238H57V237H55ZM197 238H198V236H197ZM262 238V237H261ZM264 238V237H263ZM54 239V238H53ZM165 239V238H164ZM178 239V238H177ZM183 239V238H182ZM187 239V238H186ZM194 239H196V238H194ZM229 239H232V237L231 238H228V240ZM247 239V238H246ZM163 240V239H162ZM207 240V239H206ZM234 240H235V238H234ZM254 240V239H253ZM257 240H258V238H257ZM257 240H255V241H257ZM260 240V239H259ZM48 241V240H47ZM54 241V240H53ZM159 241V240H158ZM161 241V240H160ZM165 241V240H164ZM166 241H168V239L166 240ZM173 241H175L176 242V240H173ZM181 241V240H180ZM194 241H196V240H194ZM208 241H210V240H208ZM221 241V240H220ZM236 241V240H235ZM235 241H233V242H235ZM239 241H240V238H239ZM255 241H253V242H255ZM264 241V240H263ZM39 242V241H38ZM197 242H200V241H197ZM216 242V241H215ZM222 242V241H221ZM236 242H238V241H236ZM235 242V243H236ZM258 242V241H257ZM2 243V242H1ZM46 243V242H45ZM117 243V242H116ZM161 243H162V241H161ZM183 243V242H182ZM209 243V242H208ZM213 243V242H212ZM220 243V242H219ZM228 243V242H227ZM231 243V242H230ZM245 243H246V241H245ZM251 243L252 242H249V244H250V246L249 247H251ZM263 242H261V244H262ZM55 244V243H54ZM185 244V243H184ZM189 244V243H188ZM187 244V245H188ZM191 244V243H190ZM189 244V245H190ZM207 244V242H205V244L204 245H206ZM217 245H218V243H216ZM216 244H215V248L217 247L216 246ZM221 244V243H220ZM232 244V243H231ZM237 244V243H236ZM239 244H241V243H239ZM3 245V244H2ZM42 245V244H41ZM44 245V244H43ZM49 245V244H48ZM70 245V244H69ZM203 245V246H204ZM233 245H234V243H233ZM254 245V244H253ZM39 246V245H38ZM79 246V245H78ZM81 246V245H80ZM214 246V245H213ZM212 246V247H213ZM242 246H243V244H242ZM245 246V245H244ZM259 247H261L260 246V244L258 245ZM257 246V247H258ZM49 247V246H48ZM191 247H193V246H191ZM228 247H229V245H228ZM238 247H240V246H238ZM247 247V246H246ZM82 248V247H81ZM252 248H253V246H252ZM251 248V249H252ZM193 249H194V247H193ZM198 249V248H197ZM227 249V248H226ZM232 250L231 251H233V248H231ZM244 249V248H243ZM243 249H241L240 248V250L239 251H241V252H244L243 251ZM249 249V248H248ZM2 250V249H1ZM96 250V249H95ZM177 250V249H176ZM196 250V249H195ZM221 250H223V249H221ZM228 250V249H227ZM237 250V249H236ZM253 250H255V248L253 249ZM252 250V251H253ZM214 251H216V250H214ZM220 250H218V252H219ZM246 251H248V250H246ZM251 251V252H252ZM193 252V251H192ZM217 252V253H218ZM235 252V251H234ZM238 252V251H237ZM236 252V253H237ZM250 252V251H249ZM59 253V252H58ZM58 253H56V254H58ZM156 253V252H155ZM240 253V252H239ZM255 255H252V256H247V257H243L241 260H240V262H239V264H264V247H262V248H260V249H258V250H256L255 251ZM157 254V253H156ZM226 254H229V252L228 253H225V255ZM238 254V253H237ZM241 254V253H240ZM54 255V254H53ZM69 255H71L70 253H69ZM73 255V254H72ZM221 255H222V253H221ZM232 255V254H231ZM76 256V255H75ZM224 256V255H223ZM234 256H235V254H234ZM233 256V257H234ZM237 256V255H236ZM235 256V257H236ZM246 256V255H245ZM16 257H17V255H16ZM169 257H170V255H169ZM168 257V258H169ZM226 257V256H225ZM27 258V257H26ZM166 258V257H165ZM172 258V257H171ZM170 258V259H171ZM219 258H220V256H219ZM222 258V257H221ZM220 258V260H222ZM186 259V258H185ZM216 259V258H215ZM224 259V258H223ZM30 260V259H29ZM49 260V262L51 263V264H62L63 263V261L58 257V256H54V257H52V258H50V259H48ZM69 260V259H68ZM77 260V259H76ZM224 260H226V259H224ZM230 260V258L228 259V261ZM31 261H33V260H31ZM45 261V260H44ZM208 261V260H207ZM218 261V260H217ZM238 261H239V259H238ZM28 262V261H27ZM46 262V261H45ZM211 262V261H210ZM225 262V261H224ZM230 262H231V260H230ZM233 262V261H232ZM3 263H5V261L4 260H0V264H3ZM30 263V262H29ZM35 263H37V262H35ZM91 263V262H90ZM119 263V262H118ZM129 263H131V262H129ZM209 263V262H208ZM214 263V262H213ZM221 263V262H220ZM226 263H227V261H226ZM234 263V262H233ZM27 264V263H26ZM38 264H39V261H38ZM134 264V263H133ZM217 264V263H216ZM235 264V263H234Z\"/></svg>",
	"mask_w": 264,
	"mask_h": 264
}]
</instances>
